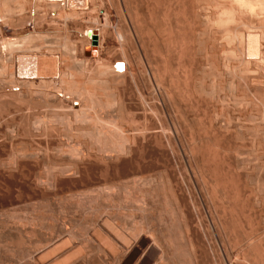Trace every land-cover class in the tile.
<instances>
[{"label": "rangeland", "instance_id": "374dc122", "mask_svg": "<svg viewBox=\"0 0 264 264\" xmlns=\"http://www.w3.org/2000/svg\"><path fill=\"white\" fill-rule=\"evenodd\" d=\"M17 2H19V1H21V0H16ZM23 1V0H22ZM25 1L26 0H24L23 1V3H25ZM28 2H27V4L25 5V4H23V5H25V7L26 8H28V9H24L25 10V13H24V10H23V15L22 16H20V20L22 19V18H24L25 16H27L28 18H24V20H26V21H24V22H27L28 21V23H29V25H27L28 23H23L22 21L23 20H21L20 22H21V24L23 23V24H26L25 26L24 25H21L20 24V22H19V27L18 26H15V29H14V27L12 28L13 30H16V27H17V30L18 31H14L15 33L14 34H16V32H19L20 34H18L17 36H18V39H19V36L21 37V35H22V33L23 34H28V33H33V35H31V38H30V34L28 35L29 37V39H35V37L37 38V40L38 41H40V42H38L36 39V41H33V40H29V39H27L26 37H25V35H22V38H20V39H22L23 40V42L22 43H20L21 42V40L19 41L18 40V43L20 44V45H18V43H17V45H18V47H17V50H19V49H21V48H23L22 50H20V53H22V54H26V55H32V54H34L35 53V55L36 54H41V53H44V54H47L48 55V57L49 58H51L53 55L55 56V53H56V58L53 56L51 59H54L55 58V60H58V61H60V68L62 67V68H64V67H66L67 69H68V67L70 68V69H68L69 70V72H75L76 70H77V72H78V70H79V72H81V73H83V74H80V76H79V72L77 73V72H75L76 74H74V76H75V78H74V83H75V86H74V84H72L71 83V85H72V87H74L75 89L77 88L76 86L78 85L79 86V90H82L83 88H84V92L87 94L88 92V94H90V95H96L97 97H94V100H96L95 98H97L98 100H96L97 102H95L94 101V104H92V106H93V108L95 109V111L97 112V116H99L100 115V119H102L103 118V120L105 119V121H102L101 120V122H103V123H92V122H89V123H91V124H89V123H87V125H85V126H83L84 125V123L82 124V126H83V129H82V126H81V123H79V121L77 122V120H75V118H71V116H70V118L68 117V120L66 119V116H65V119L68 121V123H69V125L72 127L71 129L73 130V132H71V129L69 130V129H67L65 126V124H67L68 125V123H65L66 121H65V119H64V121H63V117L62 116H58V115H56L55 114V112H53L54 111V108H50V107H44L45 105L44 104H41V103H44L43 102V95H40V89L41 88H39V94L38 93H33V96H30V95H32V94H30V95H27V97L25 98V99H20V100H18L19 101V103H20V105L22 106V104H23V106H25L26 105V107L27 108H31V106L34 108V106L33 105H36L37 103L39 104V105H36L35 107L36 108H32L31 109V111L33 112V113H31V111L29 112L28 110H25L26 111V113H25V111L23 112L22 111V109L21 108H19L20 110H17V109H12V107L14 108L15 106L13 105V106H11V110L9 111L8 110V108L10 107H5L4 109L6 110V111H4V110H2L4 113H2L3 115H5V116H7L8 114H9V112H10V114L11 113H14V111H16V112H19L20 114L19 115H12V117H13V119H14V117L16 118V119H14L13 121H11L12 120V117H11V115L10 116H7V117H5V116H3L2 118H6V119H4V120H6L5 122H6V125H9V122H10V126L11 125H14L16 128L15 129H13V128H5V126L4 127H2V129H0V243H2L3 245V247H0V260L2 261H0L2 264H49L50 262H51V258H52V262L54 263V264H67V263H69L70 264V262H66L65 263V261H66V259H65V254L63 255V254H60V253H62L61 251H60V253H58V252H51L52 250H50L51 248H54V246H52L53 245V243L54 242H57V241H59V239L61 238L62 240H64V238L66 237L67 239H70L69 238V236L71 237V241L72 240H74V241H76V242H79V243H84L85 244V246H86V251H88V253H90L91 255H93V254H99L101 257H102V259L104 260V263L105 264H121L122 262L120 261V260H118V259H112V258H110V257H107V258H104V257H106L105 256V253L103 252V251H101V250H97V248L96 247H93L91 244H90V242H92V240H94L95 238H97V237H102V238H104L103 236H105V238L106 239H109L110 237H111V239H113L114 237H113V235L112 234H110V233H108L109 231H106L107 230V228H106V224H104V223H108L107 222V220L108 221H110V223H112L113 224V222H114V227H115V229H116V226H119L118 227V229H120L119 231H118V229H117V231L118 232H121L122 230H124L123 232H121L120 234L121 235H124V236H127V237H131V235H132V233H133V231H135L134 233H133V235H132V237L137 233V232H139V230H141L142 229V227L144 226V227H146L147 226V228H143L142 230H144V229H146V230H144V231H142L141 232V235L143 234L144 235V237L149 233V232H153L154 231V229H156L155 230V232L157 233H159V232H161V233H159V234H161V235H156V233H155V235L157 236V237H160V238H157V237H154L153 235H152V233H149L147 236H148V238H150V237H154L156 240H158V239H160L159 241H162L163 240V238H165L166 239V241L165 240H163V241H165L166 243H168L170 246L171 245H173L172 246V250H171V254L174 256V255H176V257L175 258H173V259H176V260H178V258L177 257H180V256H182L183 254L184 255H186V252L184 251V249L182 250V249H179V251L180 250H182L183 252H185V253H183L182 251L181 252H179L178 251V249L176 248V246L177 245H182V244H184V241H185V233H183L184 232V226H185V222L183 221V220H185V218H183V220L181 219V215H179L178 214V216L177 215H175V214H177V213H174L175 211L173 210L174 208H175V204H173V202H174V200H172V198L171 197H169V196H172L173 197V195L175 194V195H177L178 197H180V200H181V205L184 207V209L186 210V212H187V214H188V219L191 221V222H193V225H195V227H193V230H195L194 232L196 233V235H197V239H198V241L200 242V245H201V253L200 254H205L206 256H207V258L208 259H206L205 257L204 258H200V263L201 264H217V262L220 264V261H225V253H224V247L229 251L230 250V252L234 249L235 250V252H234V254H239L240 252V254H242L243 252L242 251H240V250H244L243 249V245H242V242H241V240L243 239L242 237H245V235L247 234V232H248V230L246 229L247 228V223L246 224H242V223H245V222H247V221H245L244 220V217H243V215L242 214H240V211H239V215H242V217L241 216H238V214L237 213H235L236 211L238 212V209H240L239 208V205L238 204H240L241 202L243 203V201L245 200L244 198H245V196L248 194L249 196H250V198H251V194H253V195H255V194H257L258 195V193L260 194L261 193V191L259 192V189L260 190H263L262 191V194H260V195H262L261 197H259L258 199L256 198V196H253V198H256V199H253V198H251V199H253L252 200V203H254L253 205H255L254 207L255 208H257V209H255V212L257 211V212H261V214H260V212H259V214L262 216L263 215V217H261L260 215H258V213L256 212V214H257V216H259V217H261V218H259L258 217V222H261V223H259L260 225H262V224H264L261 220L262 219H264V202L261 200V199H264V182H263V178H264V172H263V170H264V166H262V165H264V161H262V160H264L263 159V157H264V142H262V138H261V131H260V129H261V126H262V124L264 123V102H261V101H263V95H264V93L262 94L261 92H259V93H253V91L252 90H247V91H250L251 92V94H250V92H248V96H245L246 98L248 97L249 99H241V98H239V97H241L242 96V98L244 97V95H242V93H239V92H236L235 90V93H234V91H232L229 87H228V83H227V81L228 80H226V79H228V77H227V69L223 66V65H226L227 63H225V62H227V58H226V61H225V57H227V52H224L223 53V51H222V49H220L219 47H221V45L219 44L218 45V42L220 43L221 41H217V37H219L220 38V36H217V35H213L212 36V34L210 33L209 34V31H207L206 33L205 32H199V33H197V32H195V33H191V32H189V31H187L186 33H188L187 35H185V37L187 36L188 37V39L190 40H188L189 41V44H190V46H191V52H192V55L190 56L191 58V61H190V63H191V67H189V69L191 70V73L190 74H192V79L189 77V76H187L186 74V76H187V78L188 79H186L185 81H187V82H189V80H192L193 81V85H191V81H190V88L192 89V90H189L190 88H188V90L186 89L187 87H184L185 85H183V87H184V89L181 91L183 94H184V97L187 99V96L191 99V97H192V101L193 100H195V101H193V102H190L191 100H189V98L184 102L183 100H185L184 98H182L181 100V102H180V106L181 105H183V106H181L182 108L181 109H183V110H181V112H179V115H177V113L176 112H178L177 110H175V106L172 104L171 105V103H173V102H169L170 104L169 105H167V103L168 102H166V104L162 101V97H161V92H160V89L158 88V80H157V76H155V69H156V67H158V68H160L161 70L163 69L164 70V67H166V65H167V67H169L168 69H169V71H171L173 68V66L175 65L174 63H173V61L172 60H170V58H169V60H168V63H169V65H168V63L167 62H165L164 63V65H163V62H158V65H156V64H154L153 62L151 63L150 62V59H151V56H152V58L154 57L153 56V54H152V52H151V50H152V48H153V46L152 45H150V50H149V52H148V56H146L145 54H144V52L143 51H140V50H135L134 48H133V46H131V47H126L127 48V51L126 52H123L122 51V49H120L119 48V46H118V44L120 43L121 44V38H120V29L124 32L125 30H130L131 29V31H129L130 33H132L133 34V36H132V34H131V36L134 38V40H135V38L137 37L138 38V36H136L135 35V33H134V30H136L137 32H139V33H141L142 32V34H144V33H146V31L145 30H148V33H149V35L152 37V44H155V42H154V35H155V32L157 31V30H155V29H157L158 28V26L160 25V22H161V20H160V15H159V7H158V4H159V2L157 1V0H101L102 2H100V0H95V4L94 3H92V6H91V10H89L88 12L87 11H81V12H79V14L77 13V15H75V17L73 16V17H71V18H68V19H66V18H60V17H58V15H59V13H61V8H60V6H57V7H55L54 5H53V3L54 2H50V0H46L47 1V4H46V7H40L39 6V9H41V8H44L43 9V13H41V12H38L39 14L38 15H41V17H43V15H44V17L41 19V17L40 16H38V18L39 19H37L36 18V21L34 22V23H36V24H34L35 25V27L37 28L35 31H33V30H31V28L29 27L31 24V22H29V21H31L30 19H29V13H26V11L28 10L29 12H30V7L32 6V5H29V4H31L30 2H31V0H27ZM99 3H98V2ZM152 1V2H151ZM12 1L10 0V5L13 7L14 5H13V3L15 2L14 0H13V3H11ZM17 2L15 3L16 5H17ZM130 2H131V4H130ZM135 2V3H134ZM158 2V3H157ZM98 5H97V4ZM126 3V4H125ZM150 3V4H149ZM210 2H208V4H207V6L209 5V7L211 6V8H213V4H209ZM41 3H37V5H40ZM135 4V5H134ZM28 5V6H27ZM101 5V6H100ZM110 5V6H109ZM147 5V6H146ZM42 6H43V4H42ZM99 6V7H98ZM105 6V7H104ZM127 6V7H126ZM132 6V7H131ZM157 6V7H156ZM101 7H103L102 9L103 10H101V12H98L99 11V9H101ZM141 7V8H140ZM99 8V9H98ZM105 8V9H104ZM143 8V9H142ZM147 8H148V10H147ZM208 8V7H207ZM211 8H209L208 9V12H211V10H213V9H211ZM38 9V8H37ZM108 9V10H107ZM114 9V10H113ZM126 9V10H125ZM139 9V10H138ZM141 9V10H140ZM145 9V10H144ZM211 9V10H210ZM42 10V9H41ZM137 10V11H136ZM40 11V10H39ZM103 11H106V13H107V16L106 17H104V14H102L103 13ZM136 12V13H134V12ZM149 11V12H148ZM86 12H87V14H86ZM149 14H148V13ZM152 12V13H151ZM81 13V14H80ZM85 13V14H84ZM90 13H91V15H90ZM128 13V14H127ZM139 13V14H138ZM151 13V14H150ZM27 14V15H26ZM135 14H137V15H135ZM25 15V16H24ZM102 15V16H101ZM131 16V17H129V16ZM155 15V16H154ZM54 16V17H53ZM91 16V17H90ZM158 16V17H157ZM97 17H98V19H97ZM137 17H140V18H137ZM54 18V19H53ZM58 18V20H56V19ZM105 18V19H104ZM128 18V19H127ZM134 21V23H136L135 25H134V28H132V26H131V19ZM149 18V19H148ZM153 18V19H152ZM28 19V20H27ZM44 21V24H43V22L41 21ZM45 19V20H44ZM48 19V20H47ZM49 19H53V20H50L49 21ZM81 19V20H80ZM92 19V20H91ZM95 19H97V20H95ZM107 19V20H106ZM129 19H130V22H129ZM144 19V20H143ZM147 19V20H146ZM152 19V20H151ZM185 19H187L186 17H185ZM59 20H60V23H58L59 22ZM68 20V21H67ZM76 20V21H75ZM102 20V21H101ZM37 21H38V23L39 22H41V23H37ZM49 21L50 23H47V22ZM53 21V22H52ZM55 21H58L57 23L55 22ZM71 21V22H70ZM140 21V22H139ZM145 23H144V22ZM150 21H152V22H150ZM65 24H64V23ZM68 22V23H67ZM102 22V23H101ZM113 22V23H112ZM147 22H149V24L147 23ZM71 23V24H70ZM101 23V24H100ZM115 23V24H114ZM127 23V24H126ZM155 24V25H153V24ZM40 24H42V25H40ZM100 24V25H99ZM23 26V27H21V26ZM38 25H39V27H38ZM125 25L127 26L126 28H125ZM150 25H152V27L150 26ZM157 25V26H156ZM185 25H187V23L185 24ZM41 26V27H40ZM67 28H66V27ZM98 27V28H100V29H102V32H103V48L101 49L102 50V59H100L99 61H97V62H94V61H90V62H86L83 66H84V69H83V66L82 67H79V66H81L80 64H76L75 65V63H78V62H80V59L82 58V48L85 46V44H87V42H85L84 40H83V38L82 39H80L79 37H78V34L79 33H81V32H83L86 28H89V27ZM112 26V27H111ZM128 26H130L129 28H128ZM156 26V27H155ZM26 27V28H25ZM63 27H65V29H63ZM102 27V28H101ZM107 27V28H106ZM138 27V28H137ZM11 28V27H10ZM19 28V29H18ZM22 28V29H21ZM24 28V29H23ZM59 28V29H58ZM153 28H155V29H153ZM132 29H134V30H132ZM139 29V30H138ZM153 29V30H152ZM143 30V31H142ZM151 30H152V32H151ZM155 30V31H154ZM47 33H46V32ZM66 31V32H65ZM118 31H120V32H118ZM49 32V33H48ZM61 32V33H60ZM123 32H121V35L123 34ZM41 33V37H40V35L39 34ZM42 33L44 34L45 33V35H42ZM124 33H126V32H124ZM139 33H137V35L139 34ZM185 33V34H186ZM190 33V34H189ZM202 33V34H201ZM205 33V34H204ZM36 34V35H35ZM38 34V35H37ZM49 36H48V35ZM76 34V35H75ZM119 34V35H118ZM197 34H199V35H196ZM210 35V37H209V35ZM204 35H206L205 37H204ZM24 36V37H23ZM27 36V35H26ZM43 36H45V37H43ZM118 36H119V38H118ZM144 36H145V34H144ZM190 36V37H189ZM204 38H203V37ZM208 36V38H206ZM33 37V38H32ZM39 37L40 38H42L43 37V40L42 39H39ZM198 37V38H197ZM213 37V38H212ZM27 39V40H25L24 41V39ZM137 38H136V40H137ZM199 39V40H197V39ZM200 38L202 39V40H200ZM44 39H45V41H44ZM210 39H214V40H210ZM42 40V41H41ZM76 40V41H75ZM81 40H83V41H81ZM197 40V41H196ZM219 40V39H218ZM120 41V42H119ZM204 42V45L202 44V42ZM25 42V44H23ZM32 42H34V43H32ZM37 42V43H36ZM118 42V43H117ZM197 42L199 43V42H201L200 43V45L198 44L197 45ZM207 42H208V44H207ZM212 42V43H211ZM32 43V44H31ZM137 43H138V40H137ZM214 43H217V44H214ZM75 44V45H74ZM119 44V45H120ZM148 44V43H147ZM188 44V45H189ZM202 44V45H201ZM213 44V45H212ZM223 44H224V42H223ZM68 45V46H67ZM70 45H71V47H70ZM72 45H74L75 47H72ZM77 45V46H76ZM109 45V46H108ZM139 45V44H138ZM187 45V46H188ZM20 46H21V48H20ZM44 46V47H43ZM151 46H152V48H151ZM190 46H189V48H190ZM198 47V50H197V47ZM210 46V47H209ZM217 46H218V49H217ZM46 50H45V49ZM67 48H69L70 49V53H69V51H67L68 53H67V56H69L68 58H70V62L68 61L69 59L67 58V56L66 55H63V54H66V53H64V49H67ZM73 48H76L75 49V51H74V49ZM130 48V49H129ZM188 48V49H189ZM200 48V49H199ZM203 48V49H202ZM205 48H207V49H205ZM13 49H15V47L13 48ZM28 49H30V50H28ZM44 49V50H43ZM49 50V52H48V50ZM50 49L51 50H53V52H51L50 51ZM69 49H67V50H69ZM104 49V50H103ZM211 49V50H210ZM215 49H217V51L215 52ZM16 50V51H17ZM63 50V51H62ZM118 50H121V51H118ZM129 50H131V51H129ZM135 50V51H134ZM197 50V51H196ZM219 50V51H218ZM22 51V52H21ZM42 51V52H41ZM45 51V52H44ZM57 51V52H56ZM61 51V52H60ZM109 51V52H108ZM141 53H139V52ZM201 51V52H200ZM204 51H205V53H207V54H205L204 53ZM210 51V52H209ZM221 51H222V53H221ZM66 52V51H65ZM121 52V53H120ZM132 53V55L130 54V53ZM134 52H135V54H136V56L134 55ZM190 52V53H191ZM196 52H198V54L196 53ZM214 52V53H213ZM17 53H19V51H17ZM58 53V54H57ZM60 53V54H59ZM112 55H111V54ZM199 53H200V55H199ZM203 55H202V54ZM209 53V54H208ZM108 54V55H107ZM140 54V55H139ZM213 54V55H212ZM60 55H62V56H60ZM123 55V56H122ZM141 55H142V57H141ZM144 55V56H143ZM205 55V56H204ZM209 55V56H208ZM226 55V56H225ZM51 56V57H50ZM64 56H66V58H67V61H66V58L64 57ZM74 56L76 57L75 58V61H74ZM80 56V57H79ZM104 56V57H103ZM125 56V57H124ZM138 56H139V58H138ZM150 56V57H149ZM209 58H208V57ZM215 56V57H214ZM223 56V57H222ZM225 56V57H224ZM77 57H79V59L77 58ZM110 57V58H109ZM132 57H133V59H132ZM141 57V58H140ZM145 57V58H144ZM188 57V56H187ZM58 58V59H57ZM65 59L64 61H66V62H63V60L62 59ZM108 58V59H107ZM125 58V59H124ZM142 58H143V60H142ZM156 58H158L157 56H156ZM189 58V57H188ZM188 58H186L187 60H190V59H188ZM200 58V59H199ZM203 58V59H202ZM206 58V59H205ZM215 58V59H214ZM218 58V59H217ZM71 59H73L72 61H71ZM123 59V60H122ZM148 59V60H147ZM185 59V58H184ZM186 59L184 60V62H186L187 63V61H186ZM31 60V59H30ZM62 60V61H61ZM103 60H105V61H103ZM124 60H126V61H124ZM208 60H209V62H208ZM223 60H224V62H223ZM78 61V62H77ZM103 61V62H102ZM136 62V64H135V62ZM141 63H140V62ZM193 61V62H192ZM213 61V62H212ZM216 61V62H215ZM217 61H219V62H217ZM64 64H63V63ZM68 62V63H67ZM74 62V63H73ZM108 62V63H107ZM111 62H114V63H111ZM118 62V63H117ZM144 62V63H143ZM172 62V63H171ZM212 62V63H211ZM68 65H67V64ZM70 63H72V64H74V65H72V64H70ZM100 64V63H103L105 66H106V64L109 66V64H111V70H113V68H115L116 67V65L117 64H121V65H126L127 67H123L124 69H122V68H119V72H120V70H121V72L120 73H123L124 71L126 72H124L123 74H120V75H122V76H120V77H117V75L119 76V74L117 73H114L112 76H114V77H111V75L109 76H107V75H105V74H101V75H99L100 73H102L103 72V70H105V69H101V68H103V66L104 65H102V64H100V66H97V64ZM131 65H130V64ZM146 63V64H145ZM189 63V62H188ZM187 63V65L188 66H190V64H188ZM208 65H207V64ZM215 63V64H214ZM217 63V64H216ZM224 63V64H223ZM63 64V65H62ZM71 66H70V65ZM209 64H210V66H209ZM221 64V65H220ZM36 66V62L32 59L31 61H30V63H28V66L30 67V69L28 70V71H30L31 70V67L32 66ZM52 64H51V62H49V66L48 67H45V70L46 69H52V66H51ZM65 65H67V66H65ZM79 65V66H78ZM101 65H102V67H101ZM135 67H134V66ZM145 65V66H144ZM213 65V66H212ZM218 65V66H217ZM73 66H76V68L74 67V69H76L75 71L73 70L72 71V68H73ZM78 66V67H77ZM107 66V67H108ZM134 68H133V67ZM149 68H148V67ZM211 69H214V70H210V68ZM222 66V67H221ZM100 67V69L101 70H99V69H97V68H99ZM148 69H147V68ZM154 67H155V69H154ZM171 67V68H170ZM206 68L207 69V72H206V69H204L203 71H205L204 73H203V75H202V70H201V68ZM212 67H214V68H212ZM219 67H220V69H219ZM61 68V70L62 71H65V72H67V69L66 68H64V69H62ZM78 68V69H77ZM106 68V67H105ZM108 68H110V67H108ZM128 68H129V71H128ZM222 68V69H221ZM223 68H225V69H223ZM138 69V70H137ZM81 70V71H80ZM82 70L84 71V72H82ZM87 70H88V72H87ZM100 72H99V71ZM127 70V71H126ZM142 70V71H141ZM149 72H148V71ZM152 70V71H151ZM162 70V73L161 74H163V71ZM86 71V72H85ZM123 71V72H122ZM140 73H139V72ZM209 71V72H208ZM214 71H217L218 73H214ZM142 72V73H141ZM150 72H152V73H150ZM198 72H201V73H199L198 74ZM211 72L213 73L212 75H210L211 74ZM219 72H221V74H219ZM68 73V72H67ZM152 74V75H150V74ZM116 74V75H115ZM125 74H127V75H125ZM149 74V75H148ZM201 74V75H200ZM206 74V75H205ZM218 74V75H217ZM78 75V76H77ZM90 75V76H89ZM165 75V74H164ZM200 75V76H199ZM220 75V79H221V81H218V80H220L219 78H218V76ZM89 76V77H88ZM99 76H103V78H101V77H99ZM104 76H107L106 78L104 77ZM162 76V75H161ZM191 76V75H190ZM207 76V77H206ZM211 76V77H210ZM213 76V77H212ZM223 76V77H222ZM224 76H225V78H224ZM76 77H77V79H76ZM80 79H82V80H80ZM94 77V78H93ZM96 77V78H95ZM113 78V81L112 80H109V79H111V78ZM123 77V78H122ZM125 77V78H124ZM206 77V79H204ZM217 77V78H216ZM2 78V77H1ZM0 78V79H1ZM91 78V79H90ZM120 78V79H119ZM122 78V79H121ZM149 78V79H148ZM150 78H151V80H150ZM155 78H156V80H155ZM166 78H168V77H166ZM186 78V77H185ZM184 78V79H185ZM202 78V79H201ZM211 78V79H210ZM216 78V79H215ZM223 78V79H222ZM45 80H44V82L47 80V79H49L48 81H46L47 83V85L46 86H48L49 87V84H51V86H50V88H51V91L49 90V92H45V93H50V96L52 97L53 95H54V93H55V88H56V86H55V84H52L51 82L49 83V81L50 80H52V78H49V77H45L44 78ZM79 79V80H78ZM96 81H98L99 82V80L101 81L100 83H96L94 80ZM102 79H104V80H102ZM125 79V80H124ZM200 79V80H199ZM119 80L121 81V82H119ZM124 80V81H123ZM154 80V81H153ZM203 82H202V81ZM212 80V81H211ZM215 80V81H214ZM223 80H225L224 82H223ZM41 82H43V80H40ZM77 81V82H76ZM94 83H93V82ZM106 81V82H105ZM118 81V82H117ZM90 82H92V84L90 83ZM104 82V83H103ZM116 82V83H115ZM122 82H125V83H122ZM155 84H154V83ZM167 82H169V78H168V81ZM216 82V83H215ZM1 83V82H0ZM76 83H77V85H76ZM112 84V86H111V84ZM115 83V84H114ZM117 83H118V85H117ZM152 83V84H151ZM202 83L204 86H201L200 84ZM205 83V84H204ZM211 83V84H210ZM219 84V85H217L216 86V84ZM222 83V84H221ZM225 83H226V85H225ZM82 84V85H81ZM86 84V85H85ZM90 84V85H89ZM108 84V86H106ZM123 84L126 86H123ZM212 84H215L214 86L212 85ZM64 85V84H63ZM71 85H69L70 87H71ZM89 85V86H88ZM97 85V86H96ZM100 85V86H99ZM116 86V88H115V86ZM135 85V86H134ZM208 85V86H207ZM212 85V86H211ZM223 85V86H222ZM245 85V84H244ZM244 85L242 86V88L244 87ZM54 86H55V88H54ZM61 86V85H60ZM67 85L65 84L64 85V89L66 90V88L68 87H66ZM85 86H86V88H85ZM102 86V87H101ZM118 86V87H117ZM154 86V87H153ZM157 86V87H156ZM187 86H189L188 85V83H187ZM199 86V87H198ZM224 86H226V87H224ZM4 87H6V88H8V85H6V86H4V84H0V88H4ZM66 87V88H65ZM92 87V88H91ZM95 87V88H94ZM103 87H105V88H103ZM108 87V88H107ZM182 87V88H183ZM200 89H198V88ZM212 87V88H211ZM89 88V89H88ZM98 89V91H97V89ZM100 88V89H99ZM112 89V91L110 90V89ZM154 88V89H153ZM156 88V89H155ZM158 88V89H157ZM203 90H202V89ZM215 88V89H214ZM220 88H222V89H220ZM246 88V87H245ZM88 89V90H87ZM93 89H96V90H93ZM109 89V90H108ZM123 89V90H122ZM154 91H153V90ZM194 89V90H193ZM210 89H213V91H211ZM219 89H220V91H221V93L219 92ZM224 89V90H223ZM62 90H63V86H62ZM65 90H63V91H65ZM92 90V91H91ZM102 92H101V91ZM157 90V91H156ZM187 91L188 93L189 92H191L190 94H192V96L190 95V94H188L187 92H185V93H187V94H185L184 93V91ZM199 90V91H198ZM218 92H217V91ZM223 90V91H222ZM228 90V91H227ZM54 91V93H52L51 94V92H53ZM81 92V93H84V92ZM86 91H88V92H86ZM96 91V92H95ZM117 91H119L118 92V94H117ZM158 91L160 92V93H158ZM204 91V92H203ZM214 91H216L214 94L212 93V92H214ZM231 91V92H230ZM93 92V93H92ZM104 92H107L106 94H104ZM108 92H110V93H108ZM112 92V93H111ZM116 94V95H118V96H120L121 95V97H122V99L124 100V106H126V109H125V111H123L122 113H123V116H124V119H125V121L123 120V122L125 123H127L128 122V124L131 126L130 128L132 129L133 127L135 128L134 129V132H133V129H132V132H131V134H132V136L135 134H137V135H139V134H141V136L140 137H138L137 135V137L135 136H133L134 137V140H132L131 139V141L133 142V141H135L136 142V144L134 143H132V142H130V144L132 143V154L131 153H128V159H127V156H125L126 157V159H125V157H121L120 156V161H121V163L120 164H117V162L119 161H117L116 160V158H114V160H112V161H115V162H111V164H108V163H110L109 161H111V160H109L108 161V165L106 164V163H101L100 164V160L97 158H95V157H91V158H89V157H86L85 155H87V152L85 151V150H83L82 149V146H84V144L86 143V145H89V143H92V144H96V143H93V142H96V141H94L95 139H97L98 137H96L95 138V135L94 134H91V133H95L97 130H96V128L97 129H99V130H101V128L102 127H105L104 129L106 130V126H108V128L111 126L112 128L114 127V129L117 127L116 125H114V124H111V123H108V118H111V117H114V116H116V112H115V108H105L106 107V104L105 103H107V102H109L110 100V102H112V97H113V101H114V99L117 97L114 93ZM123 92H124V94H123ZM138 92V93H137ZM197 92V93H196ZM200 92H202V95H201V93ZM206 92V93H205ZM207 92H209V93H207ZM222 92H223V94H222ZM30 93V92H29ZM62 93H64V92H62ZM84 93V94H85ZM95 93V94H94ZM200 93V94H199ZM217 93H219L220 95H218ZM246 93V92H245ZM252 93H253V95H252ZM35 94V95H34ZM37 94V95H36ZM87 94V95H88ZM105 96H104V95ZM108 94H110V95H108ZM114 94V95H113ZM144 94V95H143ZM156 94V95H155ZM195 94V95H194ZM207 94V95H206ZM209 94H213V96H211V95H209ZM225 94V95H224ZM233 94V95H232ZM235 94V95H234ZM250 94V95H249ZM257 94H259V95H257ZM262 94V95H261ZM78 95V94H77ZM111 95H113L112 97H111ZM140 95V96H139ZM142 95H143V97H142ZM187 95V96H186ZM193 95H194V97H196V99H193ZM204 95V96H203ZM205 95H206V97H205ZM210 96L211 98V100L209 99V97H207V96ZM222 95H224V98H223V96ZM238 95V96H237ZM240 95V96H239ZM34 96H36V97H34ZM39 96V97H38ZM109 96V97H108ZM115 96V97H114ZM139 96V97H138ZM157 96H159V98H160V100H159V98L157 97ZM180 96H182L181 95V93H180ZM220 98H219V97ZM233 96H235V97H233ZM251 96L253 97V98H251ZM261 96H262V98H261ZM28 97H30L29 99H28ZM33 97V98H32ZM103 97V98H102ZM106 97V98H105ZM183 97V96H182ZM202 97V98H201ZM213 97H215V99H213ZM258 97V98H257ZM24 98V97H23ZM36 98V99H35ZM141 98V99H140ZM144 98V99H143ZM146 98V99H145ZM181 98V97H180ZM228 98V99H227ZM232 98L235 100L236 98H239V99H236L235 101H233L232 100ZM257 98V99H256ZM34 101H32V100ZM76 99H78V98H76ZM143 99V100H142ZM201 99V100H200ZM205 99V100H204ZM213 99V100H212ZM221 99V100H220ZM227 103V105H226V103L223 101V100ZM255 99V100H254ZM24 100V101H23ZM29 100V101H28ZM101 100V101H100ZM104 100V101H103ZM109 100V101H108ZM141 100L142 101H144L145 103H140L141 102ZM210 100V101H209ZM217 100V101H216ZM240 100V101H239ZM252 100H253V102H252ZM261 100V101H260ZM82 101L84 102L85 100L84 99H82ZM98 101H100V102H98ZM167 101H169V100H167ZM213 101H215L214 103H213ZM219 101V102H218ZM238 101V102H237ZM241 101H242V104H244L245 103V105H242L241 104ZM244 101V102H243ZM257 101V102H256ZM33 102V103H32ZM36 102V103H35ZM156 102V103H155ZM161 102V103H160ZM184 104H183V103ZM190 102V103H189ZM194 102H196L197 104H195ZM208 102V103H207ZM235 104H234V103ZM240 102V103H239ZM248 102H252V104L251 103H247ZM254 102H256L257 104L259 103V102H261L262 104H254ZM22 103V104H21ZM30 103H32L30 106H29V104ZM127 105H126V104ZM182 103V104H181ZM192 103H194V104H192ZM231 103V104H230ZM237 103H239V104H237ZM105 104V105H104ZM143 104H145L144 106H145V108L147 107V105L149 104H151V105H153V104H155L154 106L158 109V110H160V117H162V118H164L165 119V123H166V131H165V133L163 134L164 136H162V134L161 133H159V130H156V129H154L153 127L152 128H150L149 129V131L147 132V135L145 136H143V132H142V130L140 129V128H142L143 127V125L141 126V127H138V125H136L135 126V123H137V121L136 120H138V124H140L139 123V121L141 122V124L142 123H144L143 122V118H144V111H143V108L144 107H141V106H143ZM214 104V105H213ZM229 104V105H228ZM241 104V105H240ZM246 104H247V106H248V108H247V106H246ZM252 106H251V105ZM42 105V106H41ZM84 105L85 106H89L88 105V103H86V102H84ZM163 105V106H162ZM167 105V106H166ZM172 107H171V106ZM184 105H185V107H184ZM224 105V106H223ZM235 105V106H234ZM236 105H237V107H236ZM263 105V106H262ZM38 106V107H37ZM39 106H41L40 107V109H38L39 108ZM168 106H170V107H168ZM209 106V107H208ZM211 106V107H210ZM230 106V107H229ZM239 106H241V107H243V106H245L246 108H241V107H239ZM256 106H258L257 108H256V110H255V107ZM260 106V107H259ZM25 107V109H27ZM103 107H104V109H103ZM140 107V108H139ZM174 107V108H173ZM213 107V108H212ZM219 107V108H218ZM225 107H227V108H225ZM236 107V108H235ZM254 107V108H253ZM43 108H45L48 112H49V115H48V113L47 114H45V109H43ZM48 108V109H47ZM125 108V107H124ZM217 108V109H216ZM222 108V109H221ZM241 108V109H240ZM251 108L253 109V110H251ZM35 109H38V110H35ZM112 109V110H111ZM168 109V110H167ZM174 110V112H173V110ZM192 109V110H191ZM224 109H225V111H224ZM228 109V110H227ZM230 109V110H229ZM231 109H233L234 111L236 110V112H234L233 110L231 111ZM244 109H246V110H244ZM39 110H41V111H39ZM108 110V111H107ZM163 110V113L161 112ZM179 110V111H180ZM239 110V111H238ZM261 112H260V111ZM37 113H36V112ZM39 111V112H38ZM52 111V112H51ZM104 111H106V112H104ZM130 111V112H129ZM138 111V112H137ZM176 111V112H175ZM196 111V112H195ZM198 111V112H197ZM227 111V112H226ZM238 111V112H237ZM241 111V112H240ZM243 111V112H242ZM251 111V112H250ZM257 111V112H256ZM262 111H263V113H262ZM5 112H7V113H5ZM41 112V113H40ZM99 112V113H98ZM140 112V113H139ZM166 112V113H165ZM174 114H173V113ZM184 112H186V114L184 113ZM192 112V113H191ZM223 112V113H222ZM231 112V113H230ZM254 112V113H253ZM256 112V113H255ZM260 112V113H259ZM24 113L26 114V117H29V118H31V114H33L34 115V113H36L34 116H36V115H39L40 117H46V116H49L50 118H51V116H52V118L54 117V118H58L59 119V117L61 118L60 120H58L57 118H56V120H54L55 121V123H51L52 121H51V119L49 118V117H47L46 119H48L47 121H46V119H45V123H47V126H45L44 124H42V126H40L38 129H40V130H36L37 129V127L38 126H36V131H34V125L32 126V127H30L28 124H24L25 126L23 127V123H24V120H23V116H24ZM27 113H29V115L27 114ZM31 113V114H30ZM50 113H52V114H50ZM116 113V114H115ZM164 113H165V115H164ZM168 113V114H167ZM176 113V114H175ZM183 113V114H182ZM220 113V114H219ZM227 113H228V115H227ZM235 113V114H234ZM237 113V114H236ZM239 113L241 114L240 116H239ZM249 113H250V115H249ZM252 113V114H251ZM2 114H0V120H1V116H2ZM16 114V113H15ZM54 114V115H53ZM129 114V115H128ZM133 114V115H132ZM138 115V116H136V115ZM163 114V115H162ZM257 114V115H256ZM262 114V115H261ZM205 115V116H204ZM218 115V116H217ZM224 115V116H223ZM232 115V116H231ZM19 116H21L20 118H19ZM56 116V117H55ZM129 116H130V119H129ZM140 116V117H139ZM166 116V117H165ZM174 116V117H173ZM175 116H176V118H175ZM217 116V118H215ZM245 116V117H244ZM250 116L252 117L251 119H253V120H251L250 119ZM10 117H11V120H10ZM17 117H18V119H17ZM102 117V118H101ZM136 117V118H135ZM196 117V118H195ZM219 117H221V118H219ZM224 117V118H223ZM228 119H227V118ZM231 117V118H230ZM248 117V118H247ZM255 117V118H254ZM9 118V119H8ZM22 118V119H21ZM43 118V119H44ZM123 117H120V120L122 119ZM131 118H133V121H134V119H135V121L133 122L132 121V119ZM139 118V119H138ZM219 118V119H218ZM223 118V119H222ZM226 118V119H225ZM240 118V119H239ZM257 118H260V119H257ZM263 118V119H262ZM21 119V122H19V120ZM127 119H129V120H127ZM177 119V120H176ZM183 119V120H182ZM185 119V120H184ZM189 119V120H188ZM213 119H214V121H213ZM240 121H239V120ZM245 121L246 119V121L245 122H243V120ZM257 119V120H256ZM3 120V121H4ZM50 120V121H49ZM57 120L58 121H62V122H64L63 124L65 125H63L62 124V122L61 123H59L58 124V122H57ZM70 120V121H69ZM73 120V121H72ZM158 120V117H156V116H154V118H153V121L154 122H156ZM191 120V121H190ZM227 120H229V121H227ZM234 120H235V122H234ZM239 122H238V121ZM249 120V121H248ZM255 120H256V123H255ZM263 120V121H262ZM2 121V120H1ZM18 121V122H17ZM76 121V122H75ZM107 121V122H106ZM188 121V122H187ZM219 121V122H218ZM230 121H231V124H235L234 126L233 125H231L230 126ZM248 121V122H247ZM254 123H253V122ZM259 121V122H258ZM7 122H8V124H7ZM56 122H57V125H56ZM76 123V124H78L79 123V125H75V124H72V123ZM105 122V123H104ZM131 122H132V125H131ZM228 124H227V123ZM233 122V123H232ZM237 122V123H236ZM241 122V123H240ZM250 122H252L253 124H255V125H253L252 123V125L250 124ZM14 123V124H13ZM51 123V124H50ZM85 123V124H86ZM222 123V124H221ZM261 123V124H260ZM17 124V125H16ZM48 124H49V126L51 125V127H55V125H56V127L53 129L54 130V133H53V131H50V127L48 126ZM54 124V125H53ZM94 124V125H93ZM102 124H103V126H102ZM105 124V125H104ZM134 124V125H133ZM227 124V125H226ZM244 124H247V125H244ZM258 124H259V126H258ZM43 125H44V127H43ZM67 126V127H70V126ZM72 125H74V126H72ZM97 125V127H92V126H96ZM180 125V126H179ZM187 125V126H186ZM212 125V126H211ZM229 126L230 128L232 127L233 129H235V131L231 128V130L229 131V128L227 129V128H225L226 126ZM238 125H242V128H243V126L244 127H246L245 129L243 128H241V127H238ZM261 125V126H260ZM17 126H20V127H17ZM22 126V127H21ZM90 126V127H89ZM102 126V127H101ZM194 126V127H193ZM214 126V127H213ZM48 127H49V129H48ZM66 128V129H64V128ZM74 127H75V130H74ZM78 127V128H77ZM80 127H81V129H80ZM85 127H89V128H95V130L94 129H91V131H90V129L89 128H85ZM107 128V130L105 131L103 128H102V130H103V132H102V130L100 131V134H101V132H102V134H104V138H105V135L107 134L106 132L108 131L109 132V130L111 129V130H114V129H112V128ZM169 127V128H168ZM180 127V128H179ZM235 127V128H234ZM254 127V128H253ZM257 127V128H256ZM18 128V129H17ZM44 128V129H43ZM118 129H120L119 127H117ZM137 128L138 129H140V130H138L140 133H138V131H137ZM224 128H225V130H224ZM237 128V129H236ZM247 128H248V132L249 133H247ZM250 128V129H249ZM260 128V129H259ZM3 129L5 130V131H3ZM8 129V130H7ZM46 129H48V130H46ZM52 129V128H51ZM64 129V130H63ZM80 129V130H79ZM89 129V130H88ZM117 129V130H118ZM238 129H241V131L240 130H238ZM253 129V130H252ZM254 129H256V130H254ZM10 130H12V131H10ZM16 130V131H15ZM43 130V131H42ZM47 132H45V131ZM65 130H68L67 132H65ZM78 130V131H77ZM82 130V131H81ZM117 130L115 129L114 131H110V132H112V134L113 133H116L117 132ZM251 132H250V131ZM64 131V132H63ZM74 131H76L77 133H75ZM80 131V132H79ZM84 131H85V133H87L88 132V134H89V132H91L90 134L91 135H93V137L95 138H92L91 137V135H90V137H91V139L93 140L92 142H91V140L89 141V139H88V134H87V136L85 137V135H84ZM92 131H94V132H92ZM152 133H151V132ZM156 131V132H155ZM228 131V132H227ZM233 131V132H232ZM238 131V132H237ZM243 131V132H242ZM260 131V132H259ZM4 132V133H3ZM8 132V133H7ZM36 132V133H35ZM56 132V133H55ZM60 134H59V133ZM62 132V133H61ZM106 134H105V133ZM109 132V133H110ZM142 132V133H141ZM168 132H171L170 134H171V136H170V134L168 133ZM227 132V133H226ZM253 132H254V134H253ZM39 135H38V134ZM53 133V134H52ZM69 135H72L73 134V138H75V136H76V134L77 135H81L82 137L84 136L85 137V139L83 138V139H78V138H81V136H76V140H78V141H75V140H73V138L72 137H68V136H66L67 134ZM72 133V134H71ZM80 133V134H79ZM81 133H83V134H81ZM98 132H96V134H97ZM109 133H108V135H109ZM118 133V136L116 135ZM116 134H113V136L112 135H110V136H112L111 138H110V136H109V138H110V140L109 141H106L108 144H112V143H116V144H118V143H120L122 140V137H121V135L124 137V136H127L128 135V133H123V131L120 129V131L118 130V132H117ZM175 133V134H174ZM191 133V134H190ZM230 133V134H229ZM234 133V134H233ZM252 133V134H251ZM258 133V134H257ZM260 133V134H259ZM35 134V135H34ZM55 134V135H54ZM99 134V133H98ZM99 134V135H100ZM111 134V133H110ZM119 134H120V136H119ZM127 134V135H126ZM168 134V135H167ZM241 134V135H240ZM251 134V136H249ZM255 134H256V136H255ZM10 135V136H9ZM11 135H14V136H11ZM19 135V136H18ZM59 135H60V137H59ZM75 135V136H74ZM108 135H106V136H108ZM114 135L116 136V137H114ZM149 135V136H148ZM212 135V136H211ZM222 135V136H221ZM260 135V136H259ZM9 136V137H8ZM97 136V135H96ZM101 136V135H100ZM100 136H99V138H100ZM253 136V137H252ZM255 136V137H254ZM16 137V138H15ZM54 137V138H53ZM59 137V138H58ZM89 137V138H90ZM114 137V139H112ZM119 139H118V138ZM167 137V138H166ZM178 137V138H177ZM236 137V138H235ZM250 137V138H249ZM38 138V139H37ZM62 138V139H61ZM69 138L71 139V140H73V141H70L69 140ZM86 138H87V140L89 141H87L86 140ZM98 138V139H99ZM136 138V139H135ZM175 138V139H174ZM235 138V139H234ZM255 138L256 139H258V140H255ZM102 139H103V137H102ZM100 140L99 139V141H98V143L100 142H102L100 145H103V143L105 142V140ZM108 139V138H107ZM183 139V140H182ZM252 139V140H251ZM46 140V141H45ZM59 140V141H58ZM85 141V143H84V141ZM203 140V141H202ZM247 141V142H245V141ZM260 140H261V142H260ZM67 141V142H66ZM196 141V142H195ZM200 141V142H199ZM237 141V142H236ZM249 141V142H248ZM251 141V142H250ZM58 142V143H57ZM64 142H66V143H69V144H66V143H64ZM80 142H81V145H78V144H80ZM83 142V143H82ZM169 142V143H168ZM186 142V143H185ZM245 142V143H244ZM50 143V144H49ZM61 143V145H59ZM64 143V145H62ZM88 143V144H87ZM106 143V144H107ZM163 145V150H160V146L159 145H161V144ZM176 143V144H175ZM240 143V144H239ZM179 144V145H178ZM219 144H221L220 146H219ZM242 144V145H241ZM253 144V145H252ZM262 144H263V147H262ZM60 147H59V146ZM67 145H69V147H73L74 148V146L76 145H78V147H80V149L82 150L81 152H80V149L79 148H77L76 146H75V150H77L78 151V149H79V152H78V154H79V156L80 157H82V155L83 156H85L84 157V161H82L83 163H85V164H82L81 162H80V172L78 173V174H72V171L70 170V168H69V170H70V172H67V173H65L67 176H61L60 174H59V169H63V166L64 165H62V166H56V165H54L55 164V162H56V164H57V162L59 163V162H61V157L60 156H58V155H60L59 153H61L65 148H66V146ZM71 145V146H70ZM74 145V146H73ZM85 145V146H86ZM91 145V144H90ZM105 145V144H104ZM112 145H114V144H112ZM136 147H135V146ZM168 145V146H167ZM191 145V146H190ZM197 145V146H196ZM11 146V147H10ZM15 146V147H14ZM19 148H18V147ZM23 146V147H22ZM39 146V147H38ZM92 146V145H91ZM110 146V145H109ZM180 146V147H179ZM188 146V147H187ZM219 146V147H218ZM245 146H246V148H245ZM254 146H255V148H254ZM32 147V148H31ZM46 147V148H45ZM63 147V148H62ZM68 147V146H67ZM66 148V150L64 151V152H66V151H69V149L70 148ZM144 147V148H143ZM169 147V148H168ZM190 147V148H189ZM216 147V148H215ZM222 147V148H221ZM223 147H225V148H223ZM235 147V148H234ZM260 147V148H259ZM14 148V149H13ZM77 148V149H76ZM138 148V149H137ZM171 148V149H170ZM179 148H180V150H179ZM222 150H221V149ZM226 148L227 149H229L228 151L226 150ZM242 148H243V150H242ZM249 148V150H247ZM254 148V149H253ZM43 149V150H42ZM55 149H57L58 151L60 150H62L61 152L59 151V153L58 154H56V152H58L57 150H55ZM208 150V152L207 153H209L210 154V152H211V154H213L214 155V153H212V151L214 152V151H216L217 150V154L215 155V156H212V155H209L210 156V158H209V161H211L213 158L212 157H214V159H217V158H222L223 157V154H224V156L226 155V154H228V155H226V158L224 159V158H222L223 160H226V162L224 161L223 162V160H221L223 163H222V166H224L223 164H225V163H227L228 161L230 162H228L229 164H231L234 168H232V166L231 165H229L228 167H227V164H226V166H225V168H221L220 167V164H221V162L219 161L220 159H217V161H219L220 162V164H219V162H217V164L214 162V164H216V165H218L219 167H217V166H215L216 168H214V166H213V163H208L207 162V159H208V157L206 156L207 154H206V151ZM237 149V150H236ZM244 149H246V150H244ZM259 149V150H258ZM16 150V151H15ZM24 150H25V152H24ZM27 150L29 151V152H27ZM71 150V149H70ZM190 152H189V151ZM218 150L219 151H223V153H222V157L220 156L219 157V154L221 153V152H218ZM235 150V151H234ZM251 150L254 152H251ZM34 151V152H33ZM140 151V152H139ZM182 151V152H181ZM227 151V152H226ZM243 151V152H242ZM262 151V152H261ZM39 153V154H35V153ZM41 152V153H40ZM64 152H62V154L64 153ZM84 152V153H83ZM225 152H226V154H225ZM229 152V153H228ZM249 152V153H248ZM24 153V154H23ZM34 153V154H33ZM44 155H43V154ZM47 153V154H46ZM55 153V154H54ZM67 153V152H66ZM216 153V152H215ZM262 153V154H261ZM17 154V155H16ZM20 154V155H19ZM21 154H23V156L21 155ZM32 154V155H31ZM112 154H114V153H112ZM111 153L110 154H108L107 153V155H112ZM247 156H246V155ZM249 154H250V156H249ZM8 155V156H7ZM15 155V156H14ZM18 155H19V158H20V160H18L17 158H18ZM25 155H27V156H25ZM38 155H39V157H41V158H39L38 157ZM123 155H127V154H123ZM129 155L131 156V158H129ZM205 155V156H204ZM236 155V156H235ZM240 155V156H239ZM242 155V156H241ZM244 155V156H243ZM37 156V157H36ZM56 156V157H55ZM167 156V157H166ZM173 156V157H172ZM216 156H218L217 158H215ZM227 156H228V158H227ZM246 156V157H245ZM254 156V157H253ZM260 156V157H259ZM12 157H13V160H12ZM14 157H15V159H16V161H14ZM17 157V158H16ZM22 157V158H21ZM24 157V158H23ZM26 157H28V158H26ZM58 157V158H57ZM190 159H189V158ZM205 157H206V161L204 160L205 159ZM230 157H231V161H230ZM238 157V158H237ZM242 157H244V158H242ZM257 157V158H256ZM90 159V161H88V159ZM201 160H200V159ZM249 158V159H248ZM252 158V159H251ZM39 159V160H38ZM60 159V160H59ZM95 159V160H94ZM117 159H119V158H117ZM244 159V160H243ZM251 159V160H250ZM255 159V160H254ZM3 160V161H2ZM7 160V161H6ZM53 160H54V162H53ZM94 160V161H93ZM246 160V161H245ZM248 160V161H247ZM255 162H254V161ZM258 160L260 161V162H258ZM88 161V162H87ZM119 161V162H120ZM157 161H163L164 163H165V166H166V169H165V171H166V173H164L163 174V176L161 175V176H158L159 174L157 173V167H156V162ZM205 161V162H204ZM9 162V163H8ZM95 162V163H94ZM185 162V163H184ZM212 162V161H211ZM256 162H258V163H256ZM52 163H54V164H52ZM90 163V164H89ZM97 163H99V164H97ZM115 163V164H114ZM1 164H3V165H1ZM9 164H11V165H9ZM13 164V165H12ZM245 164V165H244ZM248 164H249V167H248ZM45 165V166H44ZM53 165V166H52ZM103 165V166H102ZM197 167H196V166ZM254 165H256L255 167H254ZM258 165H259V167H258ZM58 167L57 169L58 170H55V171H58V172H53V167L54 168H56V167ZM105 166H108L109 168H110V171H109V173H106V171H105ZM189 166V167H188ZM230 166H231V168H230ZM253 166V167H252ZM47 167V168H46ZM97 167V168H96ZM210 167H211V169H210ZM212 167L216 170L217 168L218 169H220V173L218 174L217 173V171L215 172V170L214 171H210V170H213L212 169ZM252 167V168H251ZM9 168V169H8ZM50 168V169H49ZM65 168H67L68 169V166H65ZM84 168V169H83ZM203 168V169H202ZM230 168V169H229ZM248 168L250 169V170H248ZM4 169V170H3ZM47 169H49L50 170V172H48L49 170H47ZM66 169V170H67ZM188 170V172H187V170ZM190 169V170H189ZM221 169H222V171H221ZM223 169H224V171L227 169H229V171H225V172H223ZM233 169V170H232ZM257 169V170H256ZM260 169V170H259ZM262 169V170H261ZM40 171V172H39ZM44 171L46 172V174L44 175ZM197 171H198V173H197ZM230 171H232V172H230ZM8 172V173H7ZM215 172V173H214ZM221 172H223V173H221ZM228 172H230V174L228 173ZM256 172V173H255ZM50 173V174H49ZM57 174V176H60V177H58V183H57V185H56V187H54V188H56V189H54V188H52V190H51V187H50V182H49V179L51 178L50 176H52L51 174ZM144 175H142V174ZM147 173V174H146ZM225 173L227 174H229V175H235V177L234 178H236V176L237 177H239V178H236V181H238L237 183L239 184V181L241 180V185L243 184L244 185V187L247 185L248 187H245V188H248V189H246V191H245V188L243 187L242 188V186H241V188L243 189V190H241L240 189V192H242L241 194H239V189L238 188H240V187H237L236 188V186L235 185H237V183H235L236 181H232V179H233V177H231L230 176V178L229 179H231V182L232 183H229V185H232V184H234V185H232V186H235V188L233 187V192H234V189H235V193H231V191H230V188H229V186H228V190L230 191V201L232 200H234L235 198H234V194H236L237 195V197H238V194H239V198H237V200L239 199L240 200V198H241V202L239 203V201H237V202H233L232 203V201L230 202V204H233V205H230L229 203L228 204H226V207H228V211H227V214L229 213V215L230 214H232L233 212L235 213V216H233V214H232V216H228L227 217V219H231V220H233V221H231L230 219L228 220V221H231L232 223L231 224H233V222L237 225V228H236V226H234L235 227V229H234V231H233V226L231 227V224H230V228H229V230L231 229L232 231H233V233H232V231L230 230H228L227 232L228 233H225L224 232V230H223V227H222V225L220 224V226H219V223L218 222H220V220H218V221H216V224L215 223H211L210 224V220H212L213 218L215 219H217V217H218V219H219V216L221 215L222 216V213H220L221 211L220 210H222V209H218L219 207L221 208V206L225 203V201H224V199H223V185H221L222 187H218V184L220 183L221 184V180H223V178L221 177V176H219L221 179L218 181V182H216L217 184H215L214 185V179H210V178H212L213 176H212V174H214V177H215V179H216V176L215 175H222L223 174V177H224V175H225ZM236 173V174H235ZM53 174V175H54ZM250 174V175H249ZM42 175V176H41ZM70 175H73V176H75V178L73 177V176H70ZM77 175H79V177L78 178H76L77 177ZM139 177H138V176ZM238 175H241V177L240 176H238ZM39 176H40V178H39ZM69 176V177H68ZM133 176H137L136 178H134ZM190 176V177H189ZM203 176V177H202ZM212 176V177H211ZM228 176V175H227ZM50 177V178H49ZM64 177V178H63ZM127 177H129L128 179H127ZM140 177H142V179H143V177H145L144 178V182L145 181H147V182H145V183H147V185L146 184H143L144 182L142 181V179L140 178ZM147 177V178H146ZM157 177V178H156ZM162 178L163 180H164V182H165V184L162 182L163 180H161V182H162V184H161V182H160V178ZM213 177V178H214ZM229 177V176H228ZM258 177H260V178H258ZM42 178V179H41ZM48 178V179H47ZM131 178V179H130ZM141 179V181L140 182H138L140 179ZM122 179L124 180V181H122ZM134 179H137V182H136V180H135V182L134 183H136L135 184V186L133 185V187H132V184H133V180ZM145 179H148V180H145ZM217 179H218V177H217ZM238 179V180H237ZM240 179V180H239ZM115 182H114V181ZM117 180H119V182H121L120 184H117L118 183V181ZM131 180V181H130ZM151 180H152V182H151ZM155 180V181H154ZM212 180V181H211ZM110 181H112V185H115V183H116V186H119L117 189L118 190H115V191H113L112 192V194H110L109 195V197H108V199H106L105 197L107 196H102L101 195V197H100V194L98 195L97 193H95V190L97 189V186L98 185H100V184H102V185H104V184H106L104 187H108V186H111L110 184H111V182ZM117 181V182H116ZM126 181V182H125ZM192 181V182H191ZM206 181H209V182H207V184H206ZM217 181V180H216ZM105 182V183H104ZM110 183V184H108L107 185V183ZM128 182V183H127ZM132 182V183H131ZM156 182V183H155ZM201 182H203V184L201 183ZM230 182V181H229ZM234 182V183H233ZM254 182V183H253ZM96 183V184H95ZM100 183V184H99ZM141 183V184H140ZM167 183V184H166ZM169 183H171V184H173L172 185V188H174V189H171V185L169 184ZM208 183H211V184H208ZM248 183V184H247ZM129 184V185H128ZM140 184V185H139ZM153 184V185H152ZM219 184V185H220ZM246 184V185H245ZM95 185H97L96 186V189H94V190H92V187L93 188H95ZM142 185H146L145 187L143 186L142 187ZM149 185V186H148ZM169 185V186H168ZM211 185H212V187H211ZM41 186V187H40ZM131 186V187H130ZM137 186V187H136ZM155 186H156V188H155ZM204 186V187H203ZM213 186H214V188H213ZM216 186L218 187L217 189H216ZM237 186H240V185H237ZM48 187V188H47ZM136 187V188H135ZM168 187V190H166V188ZM169 187H170V189H169ZM202 187V188H201ZM255 187H256V189H255ZM263 187V188H262ZM88 188V189H87ZM144 188V189H143ZM149 188V189H148ZM158 188V189H157ZM197 188V189H196ZM211 188H213V191H212V193L214 192V190H215V195L217 194V196H218V198L216 199V201L213 203V206H214V204H218V202L217 201H220L221 203H219V205H221V206H219V205H217V210L219 211V214H217L218 213V211L216 210V214H217V217H216V214H215V216L213 215L214 213H215V210L213 209V208H216V207H213V208H211L212 207V204H210L211 203V201H210V198H212L211 196H214L213 194L211 195V193H210V191H211ZM222 190H221V189ZM82 189V190H81ZM86 189V190H85ZM196 189V190H195ZM205 189H206V192H205ZM236 189H238L237 191L238 192H236ZM252 189V190H251ZM91 190V191H90ZM122 190V191H121ZM140 190V191H139ZM171 190V191H170ZM175 190V191H174ZM220 190V191H219ZM232 190V189H231ZM248 190V191H247ZM254 190V191H253ZM258 190V191H257ZM57 191V192H56ZM82 191H83V194H82ZM88 191V192H87ZM142 191V192H141ZM174 191V192H173ZM216 191H218V192H216ZM243 191H245L244 192V194H243ZM258 192V193H256V192ZM91 192V193H90ZM115 192V193H114ZM129 192V193H128ZM144 192H145V194H144ZM157 192V193H156ZM169 192V193H168ZM172 192V194L170 195V193ZM63 193V194H62ZM67 193V194H66ZM114 193V194H113ZM148 193V194H147ZM169 195H168V194ZM199 193V194H198ZM209 193V195H207ZM220 193L222 194V195H220ZM117 194V195H116ZM119 194V195H118ZM131 194V195H130ZM135 194V195H134ZM147 194V195H146ZM157 194V195H156ZM165 194V195H164ZM75 195V196H74ZM96 195V196H95ZM112 195H113V197H112ZM124 195V196H123ZM143 195H144V197H143ZM146 195V196H145ZM152 195V196H151ZM211 195V196H210ZM236 195H235V197H236ZM260 195H258V196H260ZM82 196V197H81ZM86 196V197H85ZM91 196V197H90ZM92 196H94L96 199H97V201H96V199H94V197H93V199H92ZM128 196V197H127ZM165 196V197H164ZM199 196V197H198ZM208 196H210V198L208 197ZM221 196V197H220ZM233 196V197H232ZM242 196H244V198H242ZM257 196V197H258ZM48 197V198H47ZM54 197V198H53ZM85 197V198H84ZM88 197H90V198H88ZM112 198V200H109V198ZM126 199H125V198ZM129 197H133L132 199H130ZM141 197L143 198V200H141ZM215 197V196H214ZM219 197L221 198V199H219ZM75 198H76V200H75ZM85 199V200H87V198L89 199V201H90V203L91 202H94L95 201V203H91L92 205H91V209H88V208H90V207H88V208H86L87 206H85V204L86 205H88V204H90L89 203V201H85V200H82V202H84L83 203V207H81L80 205L82 204V202L80 201L81 199ZM102 199V200H104V201H102V200H99V199ZM110 198V199H111ZM124 198V199H123ZM171 198V199H170ZM200 198V199H199ZM232 198H234V199H232ZM56 199V200H55ZM64 199V200H63ZM68 199V200H67ZM70 199V200H69ZM120 199V200H119ZM122 199V200H121ZM128 199V200H127ZM219 199V200H218ZM242 199H243V201H242ZM106 200H108L107 202H106ZM124 200V201H123ZM153 200V201H152ZM208 200V201H207ZM212 200V199H211ZM236 200V199H235ZM77 201V202H76ZM99 201V202H98ZM120 201V202H119ZM122 201H123V203H122ZM137 201L139 202V203H137ZM144 203H143V202ZM167 201V202H166ZM172 201V202H171ZM214 201V200H213ZM224 203H223V202ZM257 201V202H256ZM49 202V203H48ZM81 202V203H80ZM133 202H135V203H133ZM169 202V203H168ZM256 202V203H255ZM258 202L260 203V207L261 208H259V204H258ZM61 203V204H60ZM67 203V204H66ZM74 203H75V205H74ZM77 203V204H76ZM107 203V204H106ZM120 203V204H119ZM130 203V205L128 206V204ZM172 203V204H171ZM191 203V204H190ZM223 203V204H222ZM33 204V205H32ZM42 204H44V205H42ZM49 206H48V205ZM97 204V205H96ZM106 204V205H105ZM144 204H146V205H144ZM162 204V205H161ZM203 204H205V205H203ZM244 204V203H243ZM242 204V205H243ZM258 206H257V205ZM46 205V206H45ZM71 205V206H70ZM76 205H79L78 207L76 206ZM138 205V206H137ZM173 207H172V206ZM207 205H208V207H210V208H208L207 207ZM215 205V206H216ZM227 205H230V207H233L234 208V206H236L234 209L236 210H234L233 208H232V211L229 209V206H227ZM237 205H238V207H237ZM17 206H19V207H17ZM39 206V207H38ZM74 206H76V207H74ZM127 206V207H126ZM140 206V209H141V206L143 207V209H141L142 211H140L139 210V207ZM144 206H145V208H144ZM152 206V207H151ZM240 206H241V204H240ZM244 206V205H243ZM243 206H241V208L243 207ZM100 207V208H99ZM134 207V208H133ZM146 207H148V208H146ZM166 207V208H165ZM204 207V208H203ZM206 207V208H205ZM62 208V209H61ZM82 208H84V209H86V210H82ZM98 208V209H97ZM123 208V209H122ZM207 208H208V210H207ZM236 208H238V209H236ZM113 209V210H112ZM130 209V210H129ZM135 209H136V211H135ZM145 209V210H144ZM205 209V210H204ZM210 209V210H209ZM49 210V211H48ZM52 210V211H51ZM65 210V211H64ZM155 210V211H154ZM198 210V211H197ZM229 210H230V212H229ZM234 210V211H233ZM241 210V209H240ZM149 213H148V212ZM151 211V212H150ZM174 211V212H173ZM211 212V219H209V214H210V212ZM28 212V213H27ZM31 212V213H30ZM37 214H36V213ZM69 212V213H68ZM73 212V213H72ZM87 212V213H86ZM107 212H109V213H111V214H113V215H111V214H108V216H107ZM130 212V213H129ZM137 212H139V214L137 215L136 213ZM212 212H213V214H212ZM12 213H15V214H12ZM17 213V214H16ZM19 213V214H18ZM25 213H27V214H25V216H24V214ZM33 213H35V214H33ZM122 213V214H121ZM148 213V214H147ZM30 214V215H29ZM50 214V215H49ZM61 214V215H60ZM90 214H92V216L90 215ZM123 214H125V215H123ZM132 214V215H131ZM195 214H197V215H195ZM236 214H237V216L239 217V219H240V221L241 222H239V220H238V217L236 216ZM20 215H21V217H20ZM29 215V216H28ZM51 215H53V216H51ZM74 215V216H73ZM85 215V216H84ZM110 215V216H109ZM130 215H131V218H130ZM134 215H136L135 217H134ZM144 215V216H143ZM63 216V217H62ZM76 216V217H75ZM89 216V217H88ZM98 216V217H97ZM100 216V217H99ZM118 216V217H117ZM129 216V217H128ZM246 216V215H245ZM68 217V218H67ZM74 217V218H73ZM94 217V218H93ZM102 217V218H101ZM110 217V218H109ZM121 217V218H120ZM163 217V218H162ZM169 217V218H168ZM172 217V218H171ZM178 217V218H177ZM197 217V218H196ZM233 217V218H232ZM235 217V218H234ZM47 218V219H46ZM76 218V219H75ZM109 218V219H108ZM127 218H128V220H127ZM133 218V219H132ZM134 218H135V220H134ZM158 218V219H157ZM160 218V219H159ZM162 218V219H161ZM237 218V219H236ZM71 219V220H70ZM101 219L103 220V221H101ZM107 219V220H106ZM143 219V220H142ZM172 219V220H171ZM200 219V220H199ZM214 219H213V221H214ZM215 219V220H216ZM236 219V220H235ZM261 219V220H260ZM34 220V221H33ZM106 220V221H105ZM125 220H127V221H125ZM131 220V221H130ZM140 220V221H139ZM178 220H179V222H181V223H179L178 222ZM238 220V221H237ZM24 221V222H23ZM42 221V222H41ZM44 221V222H43ZM47 221V222H46ZM105 221V222H104ZM138 221V222H137ZM182 221H183V223H182ZM186 221V220H185ZM222 221H223V219H222ZM236 221L238 222V223H236ZM243 221H245V222H243ZM29 224H28V223ZM31 222V223H30ZM34 222V223H33ZM102 222V223H101ZM142 224H141V223ZM208 222H209V224H208ZM215 222V221H214ZM70 223V224H69ZM92 223V224H91ZM100 223V224H99ZM230 223V222H229ZM12 224V225H11ZM19 224V225H18ZM26 224V225H25ZM38 224V225H37ZM87 224V225H86ZM137 224V225H136ZM144 224V225H143ZM154 224V225H153ZM162 224V225H161ZM173 224V225H172ZM178 226H177V225ZM184 224V225H183ZM207 224H208V226H207ZM213 224H215V225H213ZM245 225L246 226V228H244V230L242 229V228H240V227H238L239 225ZM23 225V226H22ZM76 225V226H75ZM79 225V226H78ZM85 225V226H84ZM184 227H182V226ZM209 225H211V229L209 230V228H210V226ZM26 226V227H25ZM28 226V227H27ZM36 226V227H35ZM84 226V227H83ZM87 226V227H86ZM102 226V227H101ZM104 226V227H103ZM141 227V229H139L140 227ZM149 226H151V227H149ZM155 226V227H154ZM167 226V227H166ZM182 228H181V227ZM17 227V228H16ZM61 227V228H60ZM78 227H80V228H78ZM82 227V228H81ZM98 229H96V228ZM113 227V228H114ZM136 227V228H135ZM148 227H149V229H148ZM263 229H264V225H262L261 226ZM91 230H93V231H91ZM122 228V229H121ZM151 228H152V230H151ZM171 228V229H170ZM216 228V229H215ZM259 228H260V226H259ZM262 228H260L261 230H262ZM52 229V230H51ZM85 231H84V230ZM87 229H89L90 230V232H92L91 234H90V232H89V230H87ZM101 231H100V230ZM104 229V230H103ZM138 229V230H137ZM148 229V230H147ZM160 229H162V230H160ZM174 229V230H173ZM222 229V230H221ZM238 229V230H237ZM15 230V231H14ZM48 230V231H47ZM70 230V231H69ZM82 230V231H81ZM213 232H212V231ZM236 230V231H235ZM244 231V233H243V231ZM245 230H247L246 231V233H245ZM54 231V232H53ZM88 231V232H87ZM95 231H97L96 233H95ZM98 231H99V233L101 234V232H102V235H100L99 236V233H98ZM132 231V232H131ZM224 233H223V232ZM79 232V233H78ZM84 232H86V233H84ZM106 232V233H105ZM124 232H126V234H127V232H128V234L126 235ZM129 232H130V234H129ZM146 232H148V233H145ZM180 232V233H179ZM186 232V231H185ZM215 232V233H214ZM52 233H54V234H52ZM70 233H71V235H70ZM83 233V234H82ZM88 233V234H87ZM96 234V235H94V234ZM178 233V234H177ZM21 234V235H20ZM76 234V235H75ZM82 234V235H81ZM87 234V235H86ZM138 234V233H137ZM183 234V235H182ZM225 234V235H224ZM245 234V235H244ZM84 235V236H83ZM109 235V237L107 238L106 236H108ZM129 235V236H128ZM142 235V236H143ZM175 237H174V236ZM244 235V236H243ZM52 236V237H51ZM58 236V237H57ZM63 236H65L64 238H62ZM83 236V237H82ZM89 236V237H88ZM94 236H96V237H94ZM146 236V237H147ZM150 236V237H149ZM182 236H183V238H182ZM214 236H216V237H214ZM218 236V237H217ZM32 237V238H31ZM55 237V239H53ZM60 237V238H59ZM176 237H178V238H176ZM181 237V238H180ZM9 239V240H6V239ZM20 238H22V239H20ZM73 238V239H72ZM91 238H94V239H90ZM154 238H151V239H153V240H155ZM170 238V239H169ZM2 239V240H1ZM11 239V240H10ZM38 239V240H37ZM52 239V240H51ZM76 239V240H75ZM175 239H177V240H175ZM225 239V240H224ZM227 239V240H226ZM12 240H14V242L12 241ZM21 240V241H20ZM24 240H25V243H24ZM46 240V241H45ZM49 240V241H48ZM56 240V241H55ZM78 240V241H77ZM85 240H86V243H85ZM10 241H12L11 243H10ZM21 243H23L20 247L18 246V245H20V242ZM73 241V242H74ZM168 241V242H167ZM6 242H8V243H6ZM46 242V243H45ZM212 242V243H211ZM4 243H5V245H4ZM12 243H14V244H12ZM16 243V244H15ZM38 243H39V245H40V247H42L41 249H40V247H39V245H38ZM49 243H50V245H49ZM8 244V245H7ZM10 244H12V246H10ZM18 244V245H17ZM25 244V245H24ZM26 244H29V247H26V246H28V245H26ZM35 244V245H34ZM37 244V245H36ZM88 244V245H87ZM175 244V245H174ZM230 244V245H229ZM42 245V246H41ZM46 245H47V247H46ZM223 245V246H222ZM242 245V246H241ZM1 246V245H0ZM5 246V247H4ZM9 246V247H8ZM16 246V247H15ZM19 248H18V247ZM23 246V247H22ZM30 246H32L31 247V249H30ZM36 246H38L39 248H37V249H39L38 251H39V253H40V255H39V253L38 254H34L35 252H36V249H35V247ZM11 248V249H10ZM18 248V249H17ZM29 248V249H28ZM46 248H48V250H49V252L46 250ZM181 248V247H180ZM221 248V249H220ZM239 248V249H238ZM4 249H6V250H4ZM10 249V251H8ZM19 249H20V251H19ZM35 249V250H34ZM43 249L45 250V251H43ZM90 249V250H89ZM96 249V250H95ZM12 250V251H11ZM13 250H15L16 252H14ZM21 250H22V252H21ZM222 252H221V251ZM4 251V252H3ZM6 251H8V253H6ZM47 251V252H46ZM91 251V252H90ZM94 251V252H93ZM96 251V252H95ZM99 253H98V252ZM101 251V252H100ZM174 251H176V252H174ZM9 252L12 254H10L9 255ZM19 252V253H18ZM41 252H45L43 255L41 254ZM221 252V253H220ZM18 253V254H17ZM48 253H50V254H52V255H48ZM56 253V254H55ZM182 253V254H181ZM6 254H8V256H6ZM15 254H16V256H15ZM23 254V255H22ZM60 254V255H59ZM179 254H180V256H179ZM5 255V256H4ZM34 255V256H33ZM48 255V256H47ZM59 255V256H58ZM204 255V256H205ZM13 256V257H12ZM21 258H20V257ZM37 256H39L38 258H36ZM50 256V257H49ZM52 256V257H51ZM57 256V257H56ZM62 256V257H61ZM63 256H65V257H63ZM172 256V257H173ZM224 256V257H223ZM9 257H11V258H9ZM20 259H19V258ZM29 257V258H28ZM47 257V258H46ZM210 257V258H209ZM223 257V258H222ZM23 258V259H22ZM41 260H40V259ZM55 258V259H54ZM59 258H61L60 260H58ZM8 259V260H7ZM10 259H12V260H10ZM57 259V262L55 261ZM172 259V260H173ZM19 260V261H18ZM54 260V261H53ZM62 260H64V261H62ZM81 259H78V263L80 262L81 263V261H80ZM114 260V261H113ZM117 260H118V262H117ZM171 260V262L170 263H168V264H174L175 263V261L173 262ZM6 261H8V262H6ZM26 261V262H25ZM40 261V262H39ZM44 261V262H43ZM62 263H61V262ZM215 261V262H214ZM51 262V263H52ZM74 262V261H73ZM108 262V263H107ZM179 262L180 261H176V264H179ZM0 263V264H1ZM50 263V264H51ZM223 263V262H222ZM71 264H75V263H72L71 262ZM150 264H153V263H150ZM166 264V263H165ZM180 264H187V263H181L180 262Z\"/></svg>", "mask_w": 264, "mask_h": 264}, {"label": "bare ground", "instance_id": "6f19581e", "mask_svg": "<svg viewBox=\"0 0 264 264\" xmlns=\"http://www.w3.org/2000/svg\"><path fill=\"white\" fill-rule=\"evenodd\" d=\"M12 2L11 3H13V0H11ZM15 2L13 3V7L10 5V0H0V82L2 83V84H4V86H6V85H8V88H6V87H4V88H0V114H2V113H4L2 110H4V111H6L5 109V107H9L8 108V110L10 111L11 109V106H15L14 108L12 107V109H17V110H20L19 108H21L22 109V111L24 110H28L29 108H27L26 107V105L25 106H23V104H22V106L20 105V103H19V101L18 100H22V99H25L26 97H27V95H30V94H32V95H30V96H33V93H38L39 94V88H41L40 89V95H43L42 97H43V102L44 103H41V104H44L45 106L44 107H50V108H54V111L53 112H55V114L56 115H58V116H64L62 119H63V121H64V119H65V116H66V119L68 120V117L70 118V116H71V118L73 117V118H75V120H77V122L79 121V123H81V126H82V124L85 122H87V123H89V122H92V123H103V122H101V120L102 121H105V119L103 120V118L102 119H100L99 117H100V115L99 116H97V112L95 111V109L93 108V106H92V104H94V101L95 102H97L96 100H98L97 98H95L96 100H94V97H97L96 95L94 96V95H90V94H88L89 92L88 91H86V92H88L87 94L84 92L85 90H84V88L82 89V90H79L80 88H79V84L77 85V83H76V89L74 88V87H72V85H71V83L72 84H74V86H75V81H74V78H75V76H74V74H76L75 72H77V70L76 69H74V67L76 68V66H73V68H72V71L74 70H76L74 73L73 72H69V70L68 69H70L69 67H68V69L66 68V67H64V68H66L67 69V72H65V71H62L61 70V68H60V61H58V60H55V58L57 57L56 56V53H55V58L54 59H51V58H49L48 57V55L47 54H44V53H39V54H36L35 55V53L34 54H32V55H26V54H22V53H20V50H22L23 48H21V46H20V48L21 49H19V50H17V47H18V45H20L19 43H18V40L20 39V38H22V35H25V34H23L22 33V35H21V37L19 36V39H18V34H20L19 32H16V34H14L15 32L14 31H18L17 30V27H16V30H13L12 28L14 27V29H15V26H18L19 27V22L21 21V20H23L22 22L23 23H28V21L27 22H24V21H26V20H24V18L26 17V18H28L27 16H25L24 18H22L21 20H20V16H22L24 13H25V10L26 9H28V8H26L25 7V5L27 4V0L25 1V3H23V1L21 0V1H19V2H17L16 0H14ZM119 1V0H118ZM121 1V0H120ZM124 1V0H123ZM129 1V0H128ZM131 1V0H130ZM158 2H159V4H158V9H159V15H160V20H161V22H160V25L158 26V28L157 29H155V28H153V29H155V30H157L156 32H155V35H154V42H155V44H152V37L149 35V33H148V30H145L146 31V33H144L145 34V36H144V34H142V32L141 33H139V32H137L136 30H134L135 28H134V25L136 24V23H134V21L131 19V22H130V19H129V22L131 23V26H132V28H134V29H132V30H134V33H135V35L136 36H138V38H137V40H138V43H137V40H136V38H135V40H134V36H133V34L132 33H130L129 31H131V29L128 31V30H125L124 32H126V33H124L121 29H120V31L121 32H123V34L121 35V32L120 31H118V32H120L119 34H120V38H121V44L119 45L118 44V46H119V48L120 49H122V51L123 52H126L127 51V48L126 47H131V46H133V48L135 49V50H140V51H143L144 52V54L146 55V56H148V52H149V50H150V45H152L153 46V48H152V46H151V48H152V50H151V52H152V54H153V58H152V56H151V59H150V62L152 63H154V64H156V65H158V62L160 61V62H163V65H164V63L165 62H167L168 63V60H169V58H170V60H172L173 61V63L175 64L172 68V70L171 71H169V67H167V65H166V67H164V72H163V74H161L162 73V70L160 69V68H158V67H156V69H155V67H154V69H155V76H157V80H158V88L160 89V92H161V97H162V101L166 104V102H168L167 103V105H169L170 103V101L171 102H173V103H171V105L173 104L174 106H175V110H177L178 112H176L177 113V115H179V112H181V110H183V109H181L182 107L181 106H183V105H181L180 106V102L183 100L182 98H184L185 100H183L184 102L190 97H188L187 95L188 94H190L191 92H187L186 90L184 91V93L185 92H187V93H185V94H187L186 96H187V99L184 97V94L182 93L183 91V89H184V87H187L186 89L188 90V88H190V81H191V85H193V81L192 80H189V82H187V81H185L186 79H188L189 77L191 78L192 77V74H190L191 73V63H190V61H191V55H192V52H191V46H190V44H189V39H188V37L186 36L185 37V35H187L188 33H186L187 31H189V32H191V33H195V32H197V33H199V32H207V31H209V34L211 33L212 34V36L213 35H217V36H220V38L219 37H217L218 39H217V41H221L220 43L218 42V45L220 44L221 45V47H219L220 49H222V51H223V53L224 52H227V57H225V61H226V58H227V62H225V63H227L226 65H223L226 69H227V77H228V79H226V80H228L227 81V83H228V87L232 90V91H236V92H239V93H242V95H244V97L242 98V96L241 97H239V98H241V99H245L246 97L245 96H248V92H250V91H247V90H252L253 91V93L255 94V93H259V92H261L262 94L264 93V0H157ZM17 2V5L15 4ZM50 2H54L53 3V5L55 6V7H57V6H60V8H61V13H59V15H58V17H60V18H66V19H68V18H71V17H75V15H77V13L79 14V12H81V11H89V10H91V6H92V3H94L95 2V0H50ZM98 2V1H97ZM100 2H102L101 0H100ZM152 2V1H151ZM157 2V3H158ZM208 2H210L209 4H213V8H211V6L209 7V5L207 6V4H208ZM31 4H29V5H32L31 7H30V12L27 10L26 11V13H29V19L31 20V21H29V22H31L30 24V28H31V30H33V31H35L37 28L35 27V25L34 24H36V23H34L35 21H36V18L37 19H39L38 18V16H40L41 17V15H38L39 13L38 12H41V13H43V9L44 8H41V9H39V6L40 7H46V4H47V1L46 0H31V2H30ZM37 3L39 4V3H41L40 5H37ZM99 3V2H98ZM135 3V2H134ZM207 3V4H206ZM23 4H25V5H23ZM42 4H43V6H42ZM95 4V3H94ZM97 4V3H96ZM126 4V3H125ZM130 4H131V2H130ZM150 4V3H149ZM91 5V6H90ZM98 5V4H97ZM135 5V4H134ZM28 6V5H27ZM101 6V5H100ZM110 6V5H109ZM147 6V5H146ZM99 7V6H98ZM105 7V6H104ZM127 7V6H126ZM132 7V6H131ZM157 7V6H156ZM208 7V8H207ZM26 8V9H25ZM38 8V9H37ZM103 7H101V9H99V11L98 12H101V10H103L102 9ZM141 8V7H140ZM209 8H211V9H213V10H211V12H208V9ZM25 9V10H24ZM105 9V8H104ZM143 9V8H142ZM23 10H24V13H23ZM40 10V11H39ZM108 10V9H107ZM114 10V9H113ZM126 10V9H125ZM139 10V9H138ZM141 10V9H140ZM145 10V9H144ZM147 10H148V8H147ZM137 11V10H136ZM87 12H86V14H87ZM134 12V11H133ZM149 12V11H148ZM147 12V13H148ZM23 13V14H22ZM134 13H136V12H134ZM152 13V12H151ZM150 13V14H151ZM81 14V13H80ZM85 14V13H84ZM102 14H104V17H106L107 16V13H106V11H103V13ZM128 14V13H127ZM139 14V13H138ZM149 14V13H148ZM27 15V14H26ZM38 15V16H37ZM90 15H91V13H90ZM135 15H137V14H135ZM102 16V15H101ZM129 16V15H128ZM132 16V15H131ZM131 16H129V17H131ZM155 16V15H154ZM43 17H44V15H43ZM43 17H41V19L43 18ZM54 17V16H53ZM91 17V16H90ZM158 17V16H157ZM185 17L187 18V19H185ZM45 18V17H44ZM137 18H140V17H137ZM40 19V20H41ZM54 19V18H53ZM53 19H49V21L50 20H53ZM56 19V18H55ZM97 19H98V17H97ZM97 19H95V20H97ZM105 19V18H104ZM128 19V18H127ZM149 19V18H148ZM153 19V18H152ZM151 19V20H152ZM28 20V19H27ZM45 20V19H44ZM48 20V19H47ZM56 20H58V18L56 19ZM81 20V19H80ZM92 20V19H91ZM107 20V19H106ZM144 20V19H143ZM147 20V19H146ZM42 21V20H41ZM47 22V23H50V22ZM68 21V20H67ZM76 21V20H75ZM102 21V20H101ZM43 22V24H44V21H42ZM53 22V21H52ZM56 23L58 22V21H55ZM71 22V21H70ZM140 22V21H139ZM144 22V21H143ZM150 22H152V21H150ZM21 24V22H20V24L21 25H26V24ZM37 23H38V21H37ZM39 23H41V22H39ZM38 23V24H39ZM58 23H60V20H59V22ZM64 23V22H63ZM68 23V22H67ZM102 23V22H101ZM100 23V24H101ZM113 23V22H112ZM145 23V22H144ZM148 24H149V22H147ZM187 23V25H185ZM65 24V23H64ZM71 24V23H70ZM99 24V25H100ZM115 24V23H114ZM127 24V23H126ZM153 24V23H152ZM20 25V26H21ZM27 25H29V23L27 24ZM37 25V24H36ZM40 25H42V24H40ZM153 25H155V24H153ZM151 27H152V25H150ZM157 26V25H156ZM155 26V27H156ZM11 27V28H10ZM21 27H23V26H21ZM38 27H39V25H38ZM41 27V26H40ZM66 27V26H65ZM65 27H63V29H65ZM112 27V26H111ZM127 26L125 25V28H126ZM130 26H128V28H129ZM20 28V27H19ZM18 28V29H19ZM26 28V27H25ZM67 28V27H66ZM102 28V27H101ZM107 28V27H106ZM138 28V27H137ZM22 29V28H21ZM24 29V28H23ZM59 29V28H58ZM127 29V28H126ZM152 29V30H153ZM139 30V29H138ZM152 30H151V32H152ZM154 30V31H155ZM187 30V31H186ZM143 31V30H142ZM199 31V32H198ZM46 32V31H45ZM66 32V31H65ZM89 32H91V33H89ZM47 33V32H46ZM49 33V32H48ZM61 33V32H60ZM137 33H139L138 35H137ZM186 33V34H185ZM201 33V34H202ZM204 33V34H205ZM30 34V35H29ZM39 34V33H38ZM37 34V35H38ZM118 34V35H119ZM131 34H132V36H131ZM190 34V33H189ZM207 34V33H206ZM208 34V35H209ZM27 35V36H26ZM25 35V37L27 38V39H29L28 37L30 36V38H31V35H33V33H28V34H26ZM29 35V36H28ZM36 35V34H35ZM40 35V37H41V33L39 34ZM42 35H45V33L43 34L42 33ZM48 35V34H47ZM76 35V34H75ZM93 35H97L98 36V46L96 47V48H92V41H93ZM196 35V34H195ZM197 35H199V34H197ZM196 35V36H197ZM46 36V35H45ZM45 36H43V37H45ZM49 36V35H48ZM206 35H204V37H205ZM24 37V36H23ZM39 37V39H42L43 40V37L42 38H40ZM78 37L80 38V39H82L83 38V40L85 41V42H87V44H85V46L82 48V58L80 59V62H78V63H75V65L76 64H80L81 66H79V67H82L86 62H90V61H94V62H97V61H99L100 59H102L101 57H102V48H103V32H102V29H100V28H98V27H89V28H86L83 32H81V33H79L78 34ZM190 37V36H189ZM203 37V36H202ZM203 37V38H204ZM209 37H210V35H209ZM33 38V37H32ZM118 38H119V36H118ZM198 38V37H197ZM196 38V39H197ZM206 38H208V36L206 37ZM213 38V37H212ZM24 39V38H23ZM27 39H24V41L25 40H27ZM34 39V38H33ZM33 39H29V40H33ZM35 39L37 40V38L35 37ZM33 40V41H36V40ZM21 40V42L20 43H22L23 42V40L22 39H20ZM19 40V41H20ZM41 40V41H42ZM83 40H81V41H83ZM189 40V41H188ZM197 40H199V39H197ZM196 40V41H197ZM200 40H202L201 38H200ZM211 41L212 40H214V39H210ZM38 41V40H37ZM44 41H45V39H44ZM76 41V40H75ZM38 42H40V41H38ZM120 42V41H119ZM202 42V41H201ZM201 42H197V45L199 44L200 45V43ZM223 42H224V44H223ZM17 43H18V45H17ZM32 43H34V42H32ZM31 43V44H32ZM37 43V42H36ZM118 43V42H117ZM148 43V44H147ZM212 43V42H211ZM23 44H25V42L23 43ZM139 44V45H138ZM189 44V45H188ZM202 44L204 45V42H202ZM201 44V45H202ZM207 44H208V42H207ZM214 44H217V43H214ZM26 45V44H25ZM75 45V44H74ZM74 45H72V47H75ZM188 45V46H187ZM213 45V44H212ZM68 46V45H67ZM77 46V45H76ZM109 46V45H108ZM189 46H190V48H189ZM15 47V49H13ZM44 47V46H43ZM70 47H71V45H70ZM197 47V46H196ZM210 47V46H209ZM132 48V47H131ZM189 48V49H188ZM45 49V48H44ZM43 49V50H44ZM67 49H69V48H67ZM67 49H64L65 51H64V53H66V54H63V55H66L67 56V51H69V53H70V49L69 50H67ZM74 49V51H75V49L76 48H73ZM130 49V48H129ZM191 49V50H190ZM200 49V48H199ZM203 49V48H202ZM205 49H207V48H205ZM217 49H218V46H217ZM217 49H215V52L217 51ZM19 51V53H17V51ZM28 50H30V49H28ZM46 50V49H45ZM48 50V49H47ZM104 50V49H103ZM134 50V51H135ZM197 50H198V47H197ZM196 50V51H197ZM211 50V49H210ZM50 51L51 52H53V50H51L50 49ZM63 51V50H62ZM118 51H121V50H118ZM129 51H131V50H129ZM219 51V50H218ZM222 51H221V53H222ZM42 52V51H41ZM45 52V51H44ZM48 52H49V50H48ZM57 52V51H56ZM61 52V51H60ZM109 52V51H108ZM139 52V51H138ZM191 52V53H190ZM201 52V51H200ZM210 52V51H209ZM121 53V52H120ZM130 53V52H129ZM140 53V52H139ZM142 53V52H141ZM140 53V54H141ZM197 54H198V52H196ZM204 53H205V51H204ZM214 53V52H213ZM222 53V54H223ZM58 54V53H57ZM60 54V53H59ZM111 54V53H110ZM131 55H132V53H130ZM139 54V55H140ZM143 54V53H142ZM202 54V53H201ZM205 54H207V53H205ZM209 54V53H208ZM108 55V54H107ZM112 55V54H111ZM134 55L136 56V54H135V52H134ZM199 55H200V53H199ZM203 55V54H202ZM213 55V54H212ZM60 56H62V55H60ZM66 56H64L65 58H66ZM123 56V55H122ZM144 56V55H143ZM156 56L158 57V58H156ZM189 58H188V57ZM205 56V55H204ZM209 56V55H208ZM207 56V57H208ZM69 56H67V58H68ZM80 57V56H79ZM79 57H77L78 59H79ZM104 57V56H103ZM125 57V56H124ZM141 57H142V55H141ZM140 57V58H141ZM150 57V56H149ZM215 57V56H214ZM223 57V56H222ZM67 58H66V61H67ZM71 58V57H70ZM70 58H68L69 60V62H70ZM75 56H74V61H75ZM110 58V57H109ZM138 58H139V56H138ZM145 58V57H144ZM186 58H188V59H190V60H187L186 59V61H187V63L188 64H190V66H188L187 65V63L186 62H184V60ZM209 58V57H208ZM33 59L35 62H36V66H32L31 67V70L30 71H28L29 69H30V67L28 66V63H30V61ZM62 59V58H61ZM108 59V58H107ZM125 59V58H124ZM132 59H133V57H132ZM200 59V58H199ZM203 59V58H202ZM206 59V58H205ZM215 59V58H214ZM218 59V58H217ZM63 60V62H66V61H64L65 59H62ZM61 60V61H62ZM73 59H71V61H72ZM123 60V59H122ZM142 60H143V58H142ZM148 60V59H147ZM103 61H105V60H103ZM102 61V62H103ZM124 61H126V60H124ZM49 62H51V66H52V69H46L45 70V67H48L49 66ZM62 62V63H63ZM135 62V61H134ZM140 62V61H139ZM193 62V61H192ZM208 62H209V60H208ZM213 62V61H212ZM211 62V63H212ZM216 62V61H215ZM217 62H219V61H217ZM223 62H224V60H223ZM68 63V62H67ZM66 63V64H67ZM74 63V62H73ZM108 63V62H107ZM111 63H114V62H111ZM118 63V62H117ZM141 63V62H140ZM144 63V62H143ZM172 63V62H171ZM220 63V62H219ZM64 64V63H63ZM62 64V65H63ZM70 64H72V63H70ZM69 64V65H70ZM97 64V63H96ZM100 64H102V65H104L103 63H100ZM100 64H97V66H100ZM130 64V63H129ZM135 64H136V62H135ZM146 64V63H145ZM207 64V63H206ZM215 64V63H214ZM217 64V63H216ZM224 64V63H223ZM68 65V64H67ZM67 65H65V66H67ZM72 65H74V64H72ZM86 65V64H85ZM102 65H101V67H102ZM131 65V64H130ZM168 65H169V63H168ZM208 65V64H207ZM221 65V64H220ZM71 66V65H70ZM77 66V67H78ZM108 65L106 64V66L104 65L103 66V68H101V69H105V70H103V72L102 73H100L99 75H103V74H105V75H113L114 73H118L119 74V76L117 75V77H120V76H122V75H120V74H123V73H120L121 72V70H120V72H119V68H122V69H124L125 67H127L126 65L124 66V65H121L120 63L119 64H117L116 65V67L115 68H113V70H111L112 68H111V64H109V66L108 67H110V68H108L107 67ZM134 66V65H133ZM132 66V67H133ZM145 66V65H144ZM209 66H210V64H209ZM208 66V67H209ZM213 66V65H212ZM218 66V65H217ZM50 67V66H49ZM106 67V68H105ZM124 67V68H123ZM135 67V66H134ZM133 67V68H134ZM148 67V66H147ZM146 67V68H147ZM189 67H191L190 69H189ZM211 67V66H210ZM209 67V68H210ZM222 67V66H221ZM64 68H62V69H64ZM149 68V67H148ZM147 68V69H148ZM171 68V67H170ZM201 68V67H200ZM207 68V67H206ZM206 68H204V69H206ZM212 68H214V67H212ZM225 68H223V69H225ZM78 69V68H77ZM83 69H84V66H83ZM97 69H99V70H101L100 69V67L99 68H97ZM203 68H201V70H202V75H203V73L205 72V71H203L204 70ZM208 69V68H207ZM207 69H206V72H207ZM219 69H220V67H219ZM222 69V68H221ZM98 70V71H99ZM138 70V69H137ZM210 70L212 71V70H214V69H211L210 68ZM81 71V70H80ZM127 71V70H126ZM128 71H129V68H128ZM142 71V70H141ZM148 71V70H147ZM152 71V70H151ZM78 72H79V70H78ZM77 72V73H78ZM82 72H84L83 70H82ZM86 72V71H85ZM87 72H88V70H87ZM100 72V71H99ZM139 72V71H138ZM149 72V71H148ZM205 72V73H206ZM209 72V71H208ZM218 73L217 71H214V73ZM126 73V72H125ZM140 73V72H139ZM142 73V72H141ZM150 73H152V72H150ZM149 73V74H150ZM199 73H201V72H198V74ZM80 74H83V73H81V72H79V76H80ZM115 74V75H116ZM148 74V75H149ZM165 74V75H164ZM189 76L188 78H187V76ZM213 73L211 72V74L210 75H212ZM219 74H221V72H219ZM84 75V74H83ZM111 75V77H114V76H112ZM124 75V74H123ZM125 75H127V74H125ZM150 75H152V74H150ZM162 75V76H161ZM191 75V76H190ZM201 75V74H200ZM199 75V76H200ZM206 75V74H205ZM218 75V74H217ZM222 75V74H221ZM78 76V75H77ZM85 76V75H84ZM90 76V75H89ZM88 76V77H89ZM107 76H104L105 78L107 77ZM153 76V75H152ZM45 77H49V78H52V80H50L49 81V83L51 82L52 84H55V86H56V88H55V86H54V88H55V93H54V91L53 92H51V94L52 93H54V95L51 97L50 96V93H45V92H49V90L51 91V88H50V86H51V84H49V87L48 86H46L47 84V82L46 81H48L49 79H47L45 82H44V78ZM81 77V76H80ZM99 77H101V76H99ZM110 77V78H111ZM166 77H168L169 78V82H167L168 81V78H166ZM186 77V78H185ZM207 77V76H206ZM206 77L204 78V79H206ZM211 77V76H210ZM213 77V76H212ZM220 77V75L218 76V78ZM223 77V76H222ZM79 78V77H78ZM94 78V77H93ZM96 78V77H95ZM101 78H103V76L101 77ZM123 78V77H122ZM121 78V79H122ZM125 78V77H124ZM185 78V79H184ZM189 78V79H190ZM217 78V77H216ZM215 78V79H216ZM224 78H225V76H224ZM76 79H77V77H76ZM80 79V78H79ZM78 79V80H79ZM91 79V78H90ZM120 79V78H119ZM149 79V78H148ZM192 79V78H191ZM202 79V78H201ZM211 79V78H210ZM220 79V78H219ZM223 79V78H222ZM40 80H43V82H41ZM80 80H82V79H80ZM94 80V79H93ZM102 80H104V79H102ZM109 80H112L113 81V78H111V79H109ZM125 80V79H124ZM123 80V81H124ZM150 80H151V78H150ZM155 80H156V78H155ZM200 80V79H199ZM95 81V80H94ZM154 81V80H153ZM202 81V80H201ZM204 81V80H203ZM202 81V82H203ZM212 81V80H211ZM215 81V80H214ZM218 81H221V79L220 80H218ZM225 80H223V82H224ZM77 82V81H76ZM93 82V81H92ZM92 82H90L91 84H92ZM96 83H100L101 81L99 80V82L96 80L95 81ZM106 82V81H105ZM118 82V81H117ZM119 82H121L120 80H119ZM0 83V84H1ZM94 83V82H93ZM104 83V82H103ZM116 83V82H115ZM114 83V84H115ZM122 83H125V82H122ZM154 83V82H153ZM187 83H188V85L189 86H187ZM216 83V82H215ZM66 84L67 86V88H66V90L64 89V85ZM111 84V83H110ZM152 84V83H151ZM155 84V83H154ZM200 84V83H199ZM202 84V83H201ZM200 84V85H201ZM205 84V83H204ZM211 84V83H210ZM222 84V83H221ZM245 84V85H244ZM61 85V86H60ZM69 85H71V87L69 86ZM82 85V84H81ZM86 85V84H85ZM90 85V84H89ZM88 85V86H89ZM117 85H118V83H117ZM120 85V84H119ZM118 85V86H119ZM183 85H185L184 87H183ZM213 86L215 85V84H212ZM211 85V86H212ZM217 85H219L218 83L216 84V86ZM225 85H226V83H225ZM244 85V87L242 88V86ZM62 86H63V90H65V91H63L62 90ZM97 86V85H96ZM100 86V85H99ZM106 86H108V84L106 85ZM111 86H112V84H111ZM115 86V85H114ZM117 86V87H118ZM123 86H125L124 84H123ZM135 86V85H134ZM156 86V87H157ZM194 86V85H193ZM201 86H204L203 84L201 85ZM208 86V85H207ZM223 86V85H222ZM102 87V86H101ZM126 87V86H125ZM154 87V86H153ZM183 87V88H182ZM199 87V86H198ZM197 87V88H198ZM215 87V86H214ZM224 87H226V86H224ZM246 87V88H245ZM79 88V89H78ZM85 88H86V86H85ZM92 88V87H91ZM95 88V87H94ZM103 88H105V87H103ZM108 88V87H107ZM115 88H116V86H115ZM157 88V89H158ZM212 88V87H211ZM227 88V87H226ZM89 89V88H88ZM87 89V90H88ZM97 89V88H96ZM96 89H93V90H96ZM100 89V88H99ZM110 89V88H109ZM108 89V90H109ZM154 89V88H153ZM152 89V90H153ZM156 89V88H155ZM199 89V88H198ZM202 89V88H201ZM215 89V88H214ZM220 89H222V88H220ZM220 89H219V92L221 93V91H220ZM84 90V91H83ZM111 91H112V89H110ZM123 90V89H122ZM189 90H192L191 88L189 89ZM188 90V91H189ZM194 90V89H193ZM200 90V89H199ZM198 90V91H199ZM203 90V89H202ZM211 91H213V89H210ZM224 90V89H223ZM222 90V91H223ZM84 92V93H81V92ZM92 91V90H91ZM97 91H98V89H97ZM101 91V90H100ZM154 91V90H153ZM157 91V90H156ZM182 91V92H181ZM217 91V90H216ZM216 91H214V92H212L213 94L216 92ZM228 91V90H227ZM235 91H234V93H235ZM30 92V93H29ZM62 92H64V93H62ZM96 92V91H95ZM102 92V91H101ZM118 92L119 91H117V94H118ZM159 91H158V93H160ZM204 92V91H203ZM218 92V91H217ZM231 92V91H230ZM246 92V93H245ZM93 93V92H92ZM107 92H104V94H106ZM108 93H110V92H108ZM112 93V92H111ZM114 93V92H113ZM120 93V92H119ZM138 93V92H137ZM180 93H181V95L183 96H180ZM197 93V92H196ZM201 93V95H202V92H200ZM199 93V94H200ZM206 93V92H205ZM207 93H209V92H207ZM253 93H252V95H253ZM78 94V95H77ZM95 94V93H94ZM103 94V95H104ZM115 94V93H114ZM113 94V95H114ZM123 94H124V92H123ZM193 94V93H192ZM192 94H190L191 96H192ZM213 94H209V95H211V96H213ZM218 95H220L219 93H217ZM222 94H223V92H222ZM250 94H251V92H250ZM249 94V95H250ZM260 94V93H259ZM259 94H257V95H259ZM261 94V95H262ZM35 95V94H34ZM37 95V94H36ZM107 95V94H106ZM108 95H110V94H108ZM113 95H111V97L113 96ZM116 95V94H115ZM119 95V94H118ZM118 95H116L117 97L114 99V101H113V97H112V102H110L109 100V102H107V103H105L106 104V107L105 108H115L114 110H115V112L117 113H115L116 114V116H114V117H111V118H108V123H111V124H114V125H116L117 127H119L122 131H123V133H128V135L127 136H122L121 135V137H122V141L120 142V143H118V144H116V143H112V144H114V145H112V144H108L106 141H109L110 140V138L113 136V134H116L117 132H118V130L120 131V129H118L117 127L115 128L116 130H117V132L116 133H113L112 134V132H110V131H114L115 129H114V127L112 128L111 126V128L112 129H114V130H109V132L111 133H109L108 131L105 133L106 135H108V133H109V135L108 136H106L105 135V138H104V134H102V132H103V130H102V128L104 129L105 127H102L103 126V124H102V128H101V130H102V132H101V134H100V131L101 130H99V129H97L98 127H97V125L96 126H92V127H97L96 128V132H98L97 134H96V132L95 133H91V132H89V134L91 133V134H94L95 135V138L96 137H98L99 138V136H100V140L102 139V137H103V139L102 140H105V142L103 143V145H100L101 143L99 142L98 143V141H99V139L97 138V139H95L94 137H93V135H91V137L92 138H94L95 140L94 141H96V142H93V143H96V144H92V143H89V145H86V143H85V141H84V146H82L81 145V142H80V144H78V145H81L82 146V149L83 150H85L86 152H87V155H85L86 157H89V158H91V157H95L96 159L98 158L99 160H100V164L101 163H108V161L109 160H111V161H109L110 163H108V164H111V162H115V161H112V160H114V158H116V160L118 161H120V156L122 157H125V156H127V159H128V153H131L132 152V143L134 144H136V142L135 141H131V139L132 140H134V137L137 135H133L132 136V134H131V132H132V129H133V132H134V127L131 129L130 127V123L128 124V122L126 123H124L123 122V120L125 121V119H124V116H123V111H125V109H126V106H124V100L122 99V97H121V95L120 96H118ZM144 95V94H143ZM143 95H142V97H143ZM156 95V94H155ZM195 95V94H194ZM194 95H193V99H196V97H194ZM207 95V94H206ZM206 95H205V97H206ZM207 96V97H209V99L211 98L210 96ZM215 95V94H214ZM225 95V94H224ZM224 95H222L223 96V98H224ZM233 95V94H232ZM235 95V94H234ZM105 96V95H104ZM140 96V95H139ZM138 96V97H139ZM204 96V95H203ZM238 96V95H237ZM240 96V95H239ZM260 96V95H259ZM24 97V98H23ZM34 97H36V96H34ZM39 97V96H38ZM109 97V96H108ZM115 97V96H114ZM158 98H159V96H157ZM181 97V98H180ZM219 97V96H218ZM233 97H235V96H233ZM30 97H28V99H29ZM33 98V97H32ZM76 98H78V99H76ZM103 98V97H102ZM106 98V97H105ZM202 98V97H201ZM220 98V97H219ZM239 98H236V99H239ZM251 98H253L252 96H251ZM258 98V97H257ZM256 98V99H257ZM261 98H262V96H261ZM263 98H264V95H263ZM36 99V98H35ZM82 99H84L85 101L84 102H86V103H88V105L89 106H85L84 105V102L82 101ZM141 99V98H140ZM144 99V98H143ZM142 99V100H143ZM146 99V98H145ZM182 99V100H181ZM213 99H215V97H213ZM212 99V100H213ZM228 99V98H227ZM235 99V100H236ZM246 99H249L248 97L246 98ZM30 100V99H29ZM28 100V101H29ZM32 100V99H31ZM141 100V102L140 103H145L144 101H142ZM159 100H160V98H159ZM167 100H169V101H167ZM189 100H191L190 102H193V101H195V100H193L192 101V97H191V99L189 98ZM201 100V99H200ZM205 100V99H204ZM211 100V99H210ZM209 100V101H210ZM221 100V99H220ZM223 100V99H222ZM232 100L233 101H235L233 98H232ZM250 100V99H249ZM255 100V99H254ZM24 101V100H23ZM33 101V100H32ZM101 101V100H100ZM100 101H98V102H100ZM104 101V100H103ZM188 101V100H187ZM217 101V100H216ZM224 101V100H223ZM240 101V100H239ZM261 101V100H260ZM34 102V101H33ZM32 102V103H33ZM189 102V103H190ZM215 101H213V103H214ZM219 102V101H218ZM225 102V101H224ZM238 102V101H237ZM244 102V101H243ZM252 102H253V100H252ZM252 102H248V103H251L252 104ZM257 102V101H256ZM256 102H254V104L256 103ZM261 102H264V99H263V101H261ZM261 102H259L260 104H262ZM32 103H30L29 104V106L32 104ZM36 103V102H35ZM156 103V102H155ZM161 103V102H160ZM183 103V102H182ZM181 103V104H182ZM186 103V102H185ZM195 104H197L196 102H194ZM194 103H192V104H194ZM208 103V102H207ZM226 103V102H225ZM234 103V102H233ZM236 103V102H235ZM234 103V104H235ZM240 103V102H239ZM239 103H237V104H239ZM247 103V102H246ZM247 103V104H248ZM258 103V104H259ZM40 104V103H39ZM38 103L36 104V105H39ZM104 104V105H105ZM126 104V103H125ZM146 104V103H145ZM145 104H143V106H141V107H144L143 108V111H144V118H143V122L144 123H142L141 124V122L139 121V123L140 124H138V120H136L137 121V123H135V126L136 125H138V127H141L142 125H143V127L142 128H140L141 130H142V132H143V136L145 135H147V132L149 131V129L150 128H154V129H156V130H159V133H161L162 134V136H164L163 134L165 133V131L167 130L166 129V123H165V119L164 118H162V117H160V110H158L154 105L155 104H153V105H147V107L145 108ZM184 104V103H183ZM215 104V103H214ZM213 104V105H214ZM231 104V103H230ZM241 104H242V101H241ZM240 104V105H241ZM247 104H246V106H247ZM250 104V105H251ZM257 104V103H256ZM257 104V105H258ZM264 104V103H263ZM36 105H33L34 106V108H36L35 106ZM127 105V104H126ZM166 105V106H167ZM170 105V106H171ZM226 105H227V103H226ZM229 105V104H228ZM242 105H245V103L244 104H242ZM42 106V105H41ZM41 106H39V108L38 109H40V107ZM163 106V105H162ZM170 106H168V107H170ZM224 106V105H223ZM235 106V105H234ZM252 106V105H251ZM263 106V105H262ZM25 107L27 108V109H25ZM38 107V106H37ZM125 107V108H124ZM172 107V106H171ZM184 107H185V105H184ZM209 107V106H208ZM211 107V106H210ZM230 107V106H229ZM236 107H237V105H236ZM235 107V108H236ZM239 107H241V106H239ZM244 108H246L245 106H243ZM243 107H241V108H243ZM258 106H256L255 107V110H256V108H257ZM260 107V106H259ZM5 108V109H4ZM33 107L31 106V108L29 109L30 111H31V109H32ZM33 108V109H34ZM140 108V107H139ZM174 108V107H173ZM213 108V107H212ZM219 108V107H218ZM225 108H227V107H225ZM240 108V109H241ZM247 108H248V106H247ZM246 108V109H247ZM254 108V107H253ZM38 109H35V110H38ZM43 109H45V108H43ZM48 109V108H47ZM103 109H104V107H103ZM181 109V110H180ZM217 109V108H216ZM222 109V108H221ZM246 109H244V110H246ZM16 110V111H17ZM28 110V111H29ZM46 110V109H45ZM112 110V109H111ZM168 110V109H167ZM173 110V109H172ZM180 110V111H179ZM192 110V109H191ZM228 110V109H227ZM230 110V109H229ZM233 109H231V111H232ZM251 110H253L252 108H251ZM16 111H14V113H11L10 114V112H9V114L11 115V117H12V115H19L20 113L19 112H16ZM21 111V110H20ZM23 111V112H24ZM29 111V112H30ZM33 111V110H32ZM31 111V113H33ZM39 111H41V110H39ZM38 111V112H39ZM108 111V110H107ZM224 111H225V109H224ZM234 111V110H233ZM239 111V110H238ZM237 111V112H238ZM247 111V110H246ZM260 111V110H259ZM36 112V111H35ZM42 112V111H41ZM40 112V113H41ZM48 113V115H49V112L46 110L45 111V114H47ZM52 112V111H51ZM104 112H106V111H104ZM130 112V111H129ZM138 112V111H137ZM162 113H163V110L161 111ZM173 112H174V110H173ZM172 112V113H173ZM196 112V111H195ZM198 112V111H197ZM227 112V111H226ZM234 112H236V110L234 111ZM241 112V111H240ZM243 112V111H242ZM251 112V111H250ZM257 112V111H256ZM255 112V113H256ZM261 112V111H260ZM259 112V113H260ZM5 113H7V112H5ZM16 113V114H15ZM25 113H26V111H25ZM24 113V116H23V120H24V123H23V127L26 125V124H28L30 127H32L33 125H34V131H38V130H40V129H38L40 126H42V124H44L45 123V119L47 118V117H49V116H46L45 118L44 117H40L39 115H36V116H34L36 113H34V115L33 114H31L32 116H31V118H29V117H26V114ZM99 113V112H98ZM140 113V112H139ZM166 113V112H165ZM165 113H164V115H165ZM175 113V114H176ZM185 114H186V112H184ZM192 113V112H191ZM223 113V112H222ZM231 113V112H230ZM254 113V112H253ZM262 113H263V111H262ZM8 114V113H7ZM7 115V116H10V115ZM28 115H29V113H27ZM50 114H52V113H50ZM168 114V113H167ZM174 114V113H173ZM183 114V113H182ZM220 114V113H219ZM235 114V113H234ZM237 114V113H236ZM252 114V113H251ZM6 115V114H5ZM5 115H3L2 114V116H1V120H0V129H2V127H4L5 126V128H13V129H15L16 127L14 126V125H11L10 126V122H9V125H6V120H4V119H6V118H2L3 116H5ZM54 115V114H53ZM129 115V114H128ZM133 115V114H132ZM136 115V114H135ZM163 115V114H162ZM227 115H228V113H227ZM241 114L239 113V116H240ZM249 115H250V113H249ZM257 115V114H256ZM262 115V114H261ZM7 116H5V117H7ZM136 116H138V115H136ZM154 116H156V117H158V120L156 121V122H154L153 121V118H154ZM205 116V115H204ZM218 116V115H217ZM217 116L215 117V118H217ZM224 116V115H223ZM229 116V115H228ZM232 116V115H231ZM11 117H10V120H11ZM21 116H19V118H20ZM56 117V116H55ZM120 117H123L121 120H120ZM140 117V116H139ZM166 117V116H165ZM174 117V116H173ZM245 117V116H244ZM253 117V116H252ZM251 116H250V119L252 118ZM44 118V119H43ZM50 118V117H49ZM57 118V117H56ZM56 118H52V116H51V123H55V121L54 120H56ZM136 118V117H135ZM175 118H176V116H175ZM196 118V117H195ZM219 118H221V117H219ZM218 118V119H219ZM224 118V117H223ZM222 118V119H223ZM227 118V117H226ZM225 118V119H226ZM231 118V117H230ZM248 118V117H247ZM255 118V117H254ZM9 119V118H8ZM14 119H16L15 117H14ZM13 119V117H12V120L11 121H13L14 120ZM17 119H18V117H17ZM22 119V118H21ZM21 119L19 120V122H21ZM58 119V118H57ZM61 118L59 117V119L58 120H60ZM65 119V123H68V121ZM129 119H130V116H129ZM129 119H127V120H129ZM132 119V121H133V118H131ZM139 119V118H138ZM228 119V118H227ZM240 119V118H239ZM238 119V120H239ZM257 119H260V118H257ZM256 119V120H257ZM263 119V118H262ZM4 120V121H3ZM48 119H46V121H47ZM57 120V122H58V124L59 123H61L60 121H58ZM177 120V119H176ZM183 120V119H182ZM185 120V119H184ZM189 120V119H188ZM237 120V121H238ZM243 120V119H242ZM247 120V119H246ZM245 120V121H246ZM251 120H253V119H251ZM256 120H255V123H256ZM264 120V119H263ZM262 120V121H263ZM50 121V120H49ZM70 121V120H69ZM73 121V120H72ZM134 121H135V119H134ZM133 121V122H134ZM135 121V122H136ZM191 121V120H190ZM213 121H214V119H213ZM227 121H229V120H227ZM240 121V120H239ZM238 121V122H239ZM244 120H243V122H245ZM249 121V120H248ZM247 121V122H248ZM18 122V121H17ZM57 122H56V125H57ZM76 122V121H75ZM72 123V124H75V125H79V123L78 124H76V123ZM107 122V121H106ZM188 122V121H187ZM219 122V121H218ZM234 122H235V120H234ZM253 122V121H252ZM252 122H250V124L252 123ZM259 122V121H258ZM26 123V124H25ZM48 123V122H47ZM47 123H45L44 125L45 126H47ZM50 123V124H51ZM64 122H62V124H63ZM64 123V124H65ZM70 123V122H69ZM69 123H68V125H69ZM84 123V125L83 126H85V125H87V123L85 124ZM105 123V122H104ZM227 123V122H226ZM233 123V122H232ZM237 123V122H236ZM241 123V122H240ZM254 123V122H253ZM252 123V124H253ZM7 124H8V122H7ZM14 124V123H13ZM25 124V125H24ZM63 124V125H64ZM71 124V123H70ZM89 124H91V123H89ZM93 124V125H94ZM222 124V123H221ZM228 124V123H227ZM226 124V125H227ZM251 124V125H252ZM257 124V123H256ZM261 124V123H260ZM17 125V124H16ZM32 125V126H31ZM44 125H43V127H44ZM54 125V124H53ZM56 125H55V127H56ZM66 125V126H65ZM64 126L67 128V129H71L72 127L70 126V127H67L68 125L67 124H65ZM92 125V124H91ZM105 125V124H104ZM131 125H132V122H131ZM134 125V124H133ZM141 125V126H140ZM225 125V126H226ZM231 125H233V124H231V121H230V126ZM235 125V124H234ZM233 125V126H234ZM244 125H247V124H244ZM253 125H255V124H253ZM36 126H38L37 127V129H36ZM48 126H49V124H48ZM72 126H74V125H72ZM83 126H82V129H83ZM180 126V125H179ZM187 126V125H186ZM212 126V125H211ZM232 126V127H233ZM236 126V125H235ZM258 126H259V124H258ZM261 126V125H260ZM17 127H20V126H17ZM22 127V126H21ZM50 127V131H53V133H54V128L53 127H51V125L49 126ZM49 127H48V129H49ZM90 127V126H89ZM89 127H85V128H89ZM107 128H108V126H106ZM109 127V128H110ZM194 127V126H193ZM214 127V126H213ZM231 127V128H232ZM237 127V126H236ZM238 127H241L242 128V125H238ZM52 128V129H51ZM64 128V127H63ZM66 128H64V129H66ZM78 128V127H77ZM107 128H106V130H107ZM108 128V129H109ZM169 128V127H168ZM180 128V127H179ZM225 128H229V131L231 130V128L229 127V126H226ZM225 128H224V130H225ZM235 128V127H234ZM243 128L245 129L246 127H244L243 126ZM242 128V129H243ZM254 128V127H253ZM257 128V127H256ZM18 129V128H17ZM36 129V130H35ZM44 129V128H43ZM48 129H46V130H48ZM63 129V130H64ZM80 129H81V127H80ZM79 129V130H80ZM90 129V131H91V129H94L95 130V128H89ZM88 129V130H89ZM140 129H138L137 128V131L138 130H140ZM233 129V128H232ZM237 129V128H236ZM250 129V128H249ZM260 129V128H259ZM8 130V129H7ZM74 130H75V127H74ZM105 130V129H104ZM105 130V131H106ZM151 130V129H150ZM234 131H235V129H233ZM238 130H240L241 131V129H238ZM253 130V129H252ZM251 130V131H252ZM254 130H256V129H254ZM3 131H5L4 129H3ZM10 131H12V130H10ZM16 131V130H15ZM36 131V132H37ZM43 131V130H42ZM45 131V130H44ZM49 131V130H48ZM68 130H65V132H67ZM78 131V130H77ZM82 131V130H81ZM247 133H249L248 132V128H247ZM250 131V130H249ZM250 131V132H251ZM261 131V132H260ZM260 135H261V138H262V142H264V123L262 124V126H261V129H260ZM13 132V131H12ZM35 132V133H36ZM39 132V131H38ZM46 132V131H45ZM64 132V131H63ZM69 132V131H68ZM71 132H73V130L71 129ZM75 133H77L76 131H74ZM80 132V131H79ZM92 132H94V131H92ZM115 132V131H114ZM132 132V133H133ZM141 132V133H142ZM151 132V131H150ZM156 132V131H155ZM167 132V131H166ZM228 132V131H227ZM226 132V133H227ZM233 132V131H232ZM238 132V131H237ZM243 132V131H242ZM4 133V132H3ZM8 133V132H7ZM14 133V132H13ZM47 133V132H46ZM52 133V134H53ZM56 133V132H55ZM59 133V132H58ZM62 133V132H61ZM70 133V132H69ZM138 133H140L139 131H138ZM152 133V132H151ZM169 134L171 133V132H168ZM38 134V133H37ZM60 134V133H59ZM67 134V133H66ZM72 134V133H71ZM80 134V133H79ZM81 134H83V133H81ZM87 134H88V132L87 133H85V131H84V135H85V137L87 136ZM88 134V139H89V141L91 140V142L93 141L92 139H91V137H90V135ZM175 134V133H174ZM191 134V133H190ZM230 134V133H229ZM234 134V133H233ZM252 134V133H251ZM251 134L249 135V136H251ZM253 134H254V132H253ZM258 134V133H257ZM35 135V134H34ZM39 135V134H38ZM55 135V134H54ZM97 135V136H96ZM110 135H112V136H110ZM117 136H118V133L116 134ZM168 135V134H167ZM241 135V134H240ZM259 135V136H260ZM10 136V135H9ZM8 136V137H9ZM11 136H14V135H11ZM19 136V135H18ZM66 136H70V137H72L73 136V134L72 135H66ZM75 136V135H74ZM76 136H81V135H77L76 134ZM76 136H75V138H73V140H75V141H78V140H76L77 138H76ZM109 136H110V138H109ZM119 136H120V134H119ZM138 137H140L141 136V134H139V135H137ZM136 136V137H137ZM149 136V135H148ZM170 136H171V134H170ZM212 136V135H211ZM222 136V135H221ZM255 136H256V134H255ZM254 136V137H255ZM258 136V135H257ZM256 136V137H257ZM59 137H60V135H59ZM58 137V138H59ZM85 137L83 136H81V138H78L79 140L80 139H85ZM90 137V138H89ZM114 137H116L115 135H114ZM114 137L112 138V139H114ZM142 137V136H141ZM253 137V136H252ZM16 138V137H15ZM54 138V137H53ZM71 138V139H72ZM108 138V139H107ZM118 138V137H117ZM167 138V137H166ZM178 138V137H177ZM236 138V137H235ZM234 138V139H235ZM250 138V137H249ZM38 139V138H37ZM62 139V138H61ZM70 138H69V140L70 141H73V140H71ZM119 139V138H118ZM136 139V138H135ZM175 139V138H174ZM86 140H87V138H86ZM183 140V139H182ZM252 140V139H251ZM255 140H258V139H256L255 138ZM46 141V140H45ZM59 141V140H58ZM88 141V140H87ZM88 141V142H89ZM203 141V140H202ZM245 141V140H244ZM67 142V141H66ZM66 142H64V143H66ZM79 142V141H78ZM130 142H132L131 144H130ZM196 142V141H195ZM200 142V141H199ZM237 142V141H236ZM245 142H247V141H245ZM244 142V143H245ZM249 142V141H248ZM251 142V141H250ZM260 142H261V140H260ZM261 142V143H262ZM58 143V142H57ZM64 143L62 144V145H64ZM83 143V142H82ZM107 143V144H106ZM169 143V142H168ZM186 143V142H185ZM50 144V143H49ZM66 144H69V143H66ZM88 144V143H87ZM92 146H91V145ZM105 144V145H104ZM161 144V143H160ZM176 144V143H175ZM240 144V143H239ZM59 145H61V143L59 144ZM58 145V146H59ZM78 145L76 146L77 148H79L80 149V147H78ZM86 145V146H85ZM110 145V146H109ZM179 145V144H178ZM221 144H219V146H220ZM242 145V144H241ZM253 145V144H252ZM68 147H69V145H67ZM66 146V148H68ZM71 146V145H70ZM74 146V145H73ZM75 146H74V148L72 147H69L70 149H69V151H66V152H64L65 150H66V148L62 151V152H64L63 154H62V152L61 153H59V151L57 150V149H55V150H57L58 152H56V154H60V155H58V156H60L62 159H61V162H57V164H56V162H55V164L54 163H52V164H54V165H56V166H62V165H64L63 166V169L61 170V169H59L58 167H56V168H54L53 167V172H58V171H55V170H58L59 169V174L61 175V176H67L65 173H67V172H70V170L72 171V174H78L79 172H80V162L82 163V164H85V163H83L82 161H84L85 159H84V157L85 156H83L82 155V157H80L79 156V154H78V152H79V149H78V151L77 150H75ZM135 146V145H134ZM160 146V150H163V145L161 144V145H159ZM168 146V145H167ZM191 146V145H190ZM197 146V145H196ZM218 146V147H219ZM222 146V145H221ZM11 147V146H10ZM15 147V146H14ZM18 147V146H17ZM23 147V146H22ZM39 147V146H38ZM60 147V146H59ZM136 147V146H135ZM180 147V146H179ZM188 147V146H187ZM262 147H263V144H262ZM19 148V147H18ZM32 148V147H31ZM46 148V147H45ZM63 148V147H62ZM76 148V149H77ZM144 148V147H143ZM169 148V147H168ZM190 148V147H189ZM216 148V147H215ZM222 148V147H221ZM220 148V149H221ZM223 148H225V147H223ZM235 148V147H234ZM245 148H246V146H245ZM254 148H255V146H254ZM253 148V149H254ZM260 148V147H259ZM14 149V148H13ZM138 149V148H137ZM171 149V148H170ZM43 150V149H42ZM179 150H180V148H179ZM207 150V149H206ZM222 150V149H221ZM226 150L228 151L229 149H227L226 148ZM237 150V149H236ZM242 150H243V148H242ZM244 150H246V149H244ZM247 150H249V148L247 149ZM259 150V149H258ZM16 151V150H15ZM82 150L80 149V152H81ZM189 151V150H188ZM226 151V152H227ZM235 151V150H234ZM24 152H25V150H24ZM27 152H29L28 150H27ZM34 152V151H33ZM140 152V151H139ZM182 152V151H181ZM190 152V151H189ZM208 152V150L206 151V156L208 157V159H207V162L210 164V163H213V166H214V168H216L215 166H217V167H219L218 165L220 164V162H221V164H220V167L221 168H225V166H226V164H227V167L229 166V165H231V164H229L228 162L227 163H225V164H223L224 166H222V163L225 161L226 162V160H223L222 158H226V155H228V154H226V152H225V156H224V154H223V157H222V153H223V151L221 152V151H219L218 150V152H221L220 154H219V157L221 156L222 158H217L218 156H216L215 158H217V159H220L219 161H217V159H214V157H212L213 159L211 160V161H209V158H210V156L209 155H212V156H215L216 154H217V150L216 151H212V153H214V155L213 154H211V152H210V154L209 153H207ZM216 152V153H215ZM243 152V151H242ZM251 152H253L252 150H251ZM262 152V151H261ZM41 153V152H40ZM82 153V152H81ZM84 153V152H83ZM107 153L108 154H112V153H114V154H112V155H107ZM229 153V152H228ZM249 153V152H248ZM254 153V152H253ZM24 154V153H23ZM23 154H21L22 156H23ZM34 154V153H33ZM36 155L37 154H39V153H35ZM43 154V153H42ZM47 154V153H46ZM55 154V153H54ZM123 154H127V155H123ZM132 154V153H131ZM262 154V153H261ZM17 155V154H16ZM20 155V154H19ZM19 155H18V160H20V158H19ZM32 155V154H31ZM44 155V154H43ZM246 155V154H245ZM8 156V155H7ZM15 156V155H14ZM25 156H27V155H25ZM205 156V155H204ZM229 156V155H228ZM228 156H227V158H228ZM236 156V155H235ZM240 156V155H239ZM242 156V155H241ZM244 156V155H243ZM247 156V155H246ZM245 156V157H246ZM249 156H250V154H249ZM37 157V156H36ZM38 157H39V155H38ZM56 157V156H55ZM167 157V156H166ZM173 157V156H172ZM254 157V156H253ZM260 157V156H259ZM22 158V157H21ZM24 158V157H23ZM26 158H28V157H26ZM39 158H41V157H39ZM58 158V157H57ZM117 158H119V159H117ZM129 158H131V156L129 155ZM189 158V157H188ZM224 158V159H225ZM238 158V157H237ZM242 158H244V157H242ZM257 158V157H256ZM88 159V158H87ZM125 159H126V157H125ZM190 159V158H189ZM200 159V158H199ZM249 159V158H248ZM252 159V158H251ZM250 159V160H251ZM263 159H264V157H263ZM12 160H13V157H12ZM39 160V159H38ZM60 160V159H59ZM95 160V159H94ZM93 160V161H94ZM201 160V159H200ZM205 161H206V157H205V159H204ZM221 160H223V162L221 161ZM244 160V159H243ZM255 160V159H254ZM253 160V161H254ZM3 161V160H2ZM7 161V160H6ZM14 161H16V159H15V157H14ZM88 161H90V159H88ZM87 161V162H88ZM117 162V164H120L121 163V161L120 162ZM204 161V162H205ZM230 161H231V157H230ZM246 161V160H245ZM248 161V160H247ZM262 161H264V160H262ZM53 162H54V160H53ZM214 162L217 164V162H219V164L218 165H216V164H214ZM255 162V161H254ZM258 162H260L259 160H258ZM258 162H256V163H258ZM9 163V162H8ZM95 163V162H94ZM185 163V162H184ZM90 164V163H89ZM97 164H99V163H97ZM107 164V165H108ZM115 164V163H114ZM1 165H3V164H1ZM9 165H11V164H9ZM13 165V164H12ZM245 165V164H244ZM45 166V165H44ZM53 166V165H52ZM65 166H68V169L67 168H65ZM103 166V165H102ZM196 166V165H195ZM232 166V165H231ZM231 166H230V168H231ZM256 165H254V167H255ZM262 166H264V165H262ZM156 167L158 168L157 169V173L159 174L158 176H163V174L164 173H166V171H165V169H166V166H165V163L163 162V161H157L156 162ZM189 167V166H188ZM197 167V166H196ZM219 167V168H220ZM248 167H249V164H248ZM253 167V166H252ZM251 167V168H252ZM258 167H259V165H258ZM261 167V166H260ZM259 167V168H260ZM47 168V167H46ZM58 168V169H57ZM69 168H70V170H69ZM97 168V167H96ZM213 167H212V169L213 170H210V171H214L215 169H214ZM229 168V169H230ZM232 168H234L233 166H232ZM250 168V167H249ZM248 168V170H250ZM9 169V168H8ZM50 169V168H49ZM49 169H47V170H49ZM55 169V170H54ZM67 169V170H66ZM84 169V168H83ZM203 169V168H202ZM210 169H211V167H210ZM229 169L227 170H225V171H229ZM4 170V169H3ZM187 170V169H186ZM190 170V169H189ZM233 170V169H232ZM257 170V169H256ZM260 170V169H259ZM262 170V169H261ZM105 171H106V173H109V171H110V168L108 167V166H105ZM217 171V173L219 174L220 173V169H216L215 170V172ZM221 171H222V169H221ZM224 171V169H223V172H225ZM40 172V171H39ZM47 172V171H46ZM46 172L44 171V175L46 174ZM48 172H50V170L48 171ZM187 172H188V170H187ZM214 172V173H215ZM223 172H221V173H223ZM230 172H232V171H230ZM230 172H228L229 174H230ZM263 172H264V170H263ZM8 173V172H7ZM51 173V172H50ZM49 173V174H50ZM197 173H198V171H197ZM226 174L225 173V175H224V177H223V174L222 175H215L216 176V179H215V177H214V174H212V176L214 177H212V178H210V179H214L215 181V183H214V185L215 184H217L216 182H218L221 178L219 177V176H221L222 178H223V180H221L222 182H221V184L219 185L218 184V187L220 186V187H222L221 185H223V199H224V201H225V203L221 206V205H219V203H221L220 201H217L218 202V204L217 205H219V206H221V208L219 207L218 209H222V210H220L221 212L220 213H222V216L219 214V211L217 210V205L216 204H214V206H213V203L216 201V199L218 198V196H217V194L215 195V190L218 188L217 186H216V189L214 190V192L212 193V191H213V188H214V186H213V188H211V191H210V193H211V195L213 194L214 196H211L212 198H210V196H208L209 198H210V201H211V203L210 204H212V207L211 208H213V207H216V208H213L214 210L216 209L217 211H218V213L216 212V210H215V213L213 214V212H212V214L215 216V214L217 213V214H219L220 216H219V219H218V217H217V214H216V217H217V219L215 220L214 218V221H213V219L212 220H210V224L213 222V223H215L216 224V221H218V220H220V222H218L219 223V226H220V224L222 225V227H223V230H224V232L225 233H228L227 231L229 230V228H230V224L232 223L231 221H233V220H231L230 218V216H232V214L234 213H232V214H230L229 215V213L227 214V211H228V207H226V204H230V202L232 201H230V194L233 192V187L235 188V186H236V188L237 187H240V188H238V189H236V192H238L239 191V194H241L242 192H240V189L241 190H243L242 188L244 187V185L242 186L241 185V180L239 181V184L237 183L238 181H236V178H239V177H237L236 176V178H234L235 177V175H229V174ZM233 173V172H232ZM256 173V172H255ZM54 174V173H53ZM53 174H51L52 176H50L49 178V184H50V187H51V190H52V188H54V187H56V185H57V183H58V177H60V176H57V174L55 173L54 175ZM58 174V175H59ZM68 174V173H67ZM142 174V173H141ZM147 174V173H146ZM236 174V173H235ZM143 175V174H142ZM229 177H228V176ZM250 175V174H249ZM42 176V175H41ZM70 176H73V175H70ZM138 176V175H137ZM136 176V177H137ZM144 176V175H143ZM230 176L231 177H233V179H232V181H236L235 183H237V185H240V186H237V185H235V186H232V185H234V184H232V185H229V183H232L231 182V179H229L230 178ZM238 176H240L241 177V175H238ZM69 177V176H68ZM74 178H75V176H73ZM79 177V175H77V177L76 178H78ZM134 178H136L135 176H133ZM139 177V176H138ZM190 177V176H189ZM203 177V176H202ZM217 177H218V179H217ZM39 178H40V176H39ZM64 178V177H63ZM129 177H127V179H128ZM141 179H142V177H140ZM139 178V179H140ZM144 178L145 177H143V179H142V181L144 180ZM147 178V177H146ZM157 178V177H156ZM160 178V177H159ZM258 178H260V177H258ZM42 179V178H41ZM48 179V178H47ZM131 179V178H130ZM141 179L138 181V182H140L141 181ZM264 179V178H263ZM125 180V179H124ZM123 179H122V181H124ZM129 180V179H128ZM135 180H136V182H137V179H134L132 182H133V184H132V187H133V185L135 186V184L136 183H134L135 182ZM145 180H148V179H145ZM161 180H163L162 178H160V182H161ZM217 180V181H216ZM238 180V179H237ZM114 181V180H113ZM118 181V183L117 184H120L121 182H119V180H117ZM116 181V182H117ZM131 181V180H130ZM155 181V180H154ZM212 181V180H211ZM230 181V182H229ZM111 182V184L108 182L107 183V185L108 184H110L111 186H108V187H104L106 184H104V185H102V184H100V185H95V188H93L92 187V190H94V189H96V186H97V189L95 190V193H97L98 195L100 194V197H101V195L104 197V196H106L105 198L106 199H108V197H109V195L110 194H112V192L113 191H115V190H118L117 188L119 187V186H116V183H115V185H112L113 183H112V181H110ZM126 182V181H125ZM131 182V183H132ZM144 182V181H143ZM145 182H147V181H145ZM143 183V184H146L147 185V183ZM151 182H152V180H151ZM164 184H165V182H164V180L162 181ZM162 182H161V184H162ZM192 182V181H191ZM207 182H209V181H206V184H207ZM263 182H264V180H263ZM105 183V182H104ZM128 183V182H127ZM156 183V182H155ZM202 184H203V182H201ZM254 183V182H253ZM96 184V183H95ZM141 184V183H140ZM139 184V185H140ZM167 184V183H166ZM171 186V189H174V188H172V185L173 184H171V183H169ZM208 184H211V183H208ZM248 184V183H247ZM129 185V184H128ZM145 185V186H146ZM153 185V184H152ZM204 185V184H203ZM246 185V184H245ZM144 185H142V187H143ZM144 186V187H145ZM149 186V185H148ZM169 186V185H168ZM228 186H229V188H230V191H231V193H230V191L228 190ZM241 186H242V188H241ZM41 187V186H40ZM131 187V186H130ZM137 187V186H136ZM135 187V188H136ZM170 187H169V189H170ZM204 187V186H203ZM211 187H212V185H211ZM245 187H248L247 185L245 186ZM244 187V188H245ZM48 188V187H47ZM155 188H156V186H155ZM202 188V187H201ZM249 188V187H248ZM248 188H245V191H246V189H248ZM263 188V187H262ZM54 189H56V188H54ZM88 189V188H87ZM144 189V188H143ZM149 189V188H148ZM158 189V188H157ZM197 189V188H196ZM195 189V190H196ZM221 189V188H220ZM221 189V190H222ZM232 189V190H231ZM255 189H256V187H255ZM57 190V189H56ZM82 190V189H81ZM86 190V189H85ZM166 190H168V187L166 188ZM218 190V189H217ZM238 190V191H237ZM252 190V189H251ZM91 191V190H90ZM122 191V190H121ZM140 191V190H139ZM171 191V190H170ZM175 191V190H174ZM173 191V192H174ZM220 191V190H219ZM245 191H243V194H244V192ZM248 191V190H247ZM254 191V190H253ZM258 191V190H257ZM261 191V193L260 194H262V191L263 190H260L259 189V192ZM57 192V191H56ZM88 192V191H87ZM142 192V191H141ZM205 192H206V189H205ZM216 192H218V191H216ZM256 192V191H255ZM91 193V192H90ZM115 193V192H114ZM113 193V194H114ZM129 193V192H128ZM157 193V192H156ZM169 193V192H168ZM167 193V194H168ZM233 193H235V189H234V192ZM232 193V194H233ZM256 193H258V192H256ZM63 194V193H62ZM67 194V193H66ZM82 194H83V191H82ZM144 194H145V192H144ZM148 194V193H147ZM146 194V195H147ZM172 194V192L170 193V195ZM199 194V193H198ZM237 194V193H236ZM236 194H234V198L236 199H234V198H232V199H234L233 201H232V203L235 201V202H237V201H239V203L241 202L240 200H241V198H240V200L238 199L237 200V198H239V194H238V197H237V195ZM259 193H258V195H260ZM117 195V194H116ZM119 195V194H118ZM131 195V194H130ZM135 195V194H134ZM145 195V196H146ZM157 195V194H156ZM165 195V194H164ZM169 195V194H168ZM207 195H209V193L207 194ZM220 195H222L221 193H220ZM235 195H236V197H235ZM252 196H251V198H253V196H256V198L258 199L259 197H261L262 195H260V196H258L257 194H255V195H253V194H251ZM75 196V195H74ZM96 196V195H95ZM111 196V195H110ZM124 196V195H123ZM152 196V195H151ZM258 196V197H257ZM82 197V196H81ZM86 197V196H85ZM84 197V198H85ZM91 197V196H90ZM90 197H88V198H90ZM93 197L94 196H92V199H93ZM112 197H113V195H112ZM128 197V196H127ZM143 197H144V195H143ZM165 197V196H164ZM169 197H171L172 198V200H174V202H173V204H175V208L173 209L174 211V213H177V214H175V215H177L178 216V214L179 215H181L182 217H181V219L183 220V218H185V220H183L186 224H185V228H184V232L183 233H185L186 235L184 236L185 237V241H184V244H182V245H177L176 246V248L178 249V251H179V249H184V251L186 252V255H182V256H180V254H179V256L180 257H177L178 258V260H176V259H173V258H175L176 257V255H172L171 254V248H172V246L173 245H169L168 243H166L165 241H166V239L165 238H163V240H165V241H159L160 239H158V240H156L154 237H157L156 235H158L159 233H161V232H155V230L156 229H154V231L153 232H149V233H152V235L154 234L155 235V233H156V235L153 237H150V238H148V232H146V233H148L145 237H144V235L142 236L141 235V232L142 231H144V230H146V229H144V230H142L143 228H147V226L146 227H142V229H141V227L139 228V229H141V230H139V232H137L133 237H132V235H133V233L136 231H133V233H132V235L130 234V232H129V234L131 235V237L129 236V237H127V236H124V235H121L120 233L121 232H123L124 230H122L121 232H118L120 229H118V227L119 226H116V229H115V227H114V222H113V224L112 223H110V221H108L107 219V222L108 223H104V224H106V228H107V230L106 231H109L108 233H110V234H112L113 235V239H111V237L109 238V239H106L105 238V236H103L104 238H102L100 235H102V232H101V234L99 233V231H98V233H99V236L100 237H97V238H91V239H94V240H92V242H90V244L93 246V247H96L97 248V250L99 249V250H101V251H103L104 253H105V256L106 257H104V258H107V257H110V258H112V259H118V260H120L122 263L121 264H150V263H153V264H168V263H170L171 262V260L174 262L175 260L178 262V261H180L181 263H187V264H201L200 263V258H206V259H208L207 258V256L205 255H203V254H200L201 253V245H200V242L198 241V239H197V235H196V233L194 232L195 230H193V227H195V225H193V222H191L188 218V214H187V212H186V210L184 209V207L181 205V200H180V197H178L177 195H173V197L172 196H169ZM199 197V196H198ZM221 197V196H220ZM219 197V199H221ZM233 197V196H232ZM48 198V197H47ZM54 198V197H53ZM87 198V200H85V199H81L80 201L82 202V200H85V201H89V199ZM111 198V197H110ZM109 198V200H112V198L110 199ZM125 198V197H124ZM123 198V199H124ZM130 199H132L131 197H129ZM170 198V199H171ZM242 198H244V196H242ZM250 198V196L247 194L246 196H245V200L243 201V199H242V201H243V203L241 202L240 204H241V206H243L242 208H241V206H240V204H238L239 205V208L241 209H238V208H236V209H238V212L234 209L236 206H234V208L233 207H230V205H233V204H230V205H227V206H229V209L232 211V208L236 211L235 213H239V211H240V214H242L243 215V217H244V220L245 221H247V222H245V221H243V222H245V223H242V224H246L247 223V228H246V226L244 227L243 225H239L238 227H240V228H242L243 230H244V228H246L247 230H248V232H247V234L245 235V237H242L243 239L241 240V242H242V245H243V249L244 250H240V251H242L243 253L242 254H234V252H235V250L233 249L231 252H230V250L228 251L225 247H224V253H225V261L223 260V261H220V264H264V229L261 227L262 225H264V224H262V225H260L259 223H261V222H258V217L259 216H257V214H256V212H255V209H257V208H255L254 206L255 205H253L254 203H252V200L253 199H256V198H253V199H251ZM262 198V197H261ZM91 199V200H92ZM94 199H96L95 197H94ZM103 199V198H102ZM101 198L99 199V200H102ZM126 199V198H125ZM200 199V198H199ZM212 199V200H211ZM218 199V200H219ZM56 200V199H55ZM64 200V199H63ZM68 200V199H67ZM70 200V199H69ZM75 200H76V198H75ZM90 200V201H91ZM105 200V199H104ZM104 200H102V201H104ZM120 200V199H119ZM122 200V199H121ZM128 200V199H127ZM141 200H143V198L141 197ZM214 200V201H213ZM263 202H264V199H261ZM84 201V202H85ZM90 201H89V203H90ZM96 201H97V199H96ZM108 200H106V202H107ZM124 201V200H123ZM123 201H122V203H123ZM153 201V200H152ZM208 201V200H207ZM230 201V202H229ZM77 202V201H76ZM80 202V203H81ZM84 202H82V204L80 205L81 207H83V203ZM99 202V201H98ZM109 202V201H108ZM120 202V201H119ZM143 202V201H142ZM167 202V201H166ZM172 202V201H171ZM257 202V201H256ZM255 202V203H256ZM49 203V202H48ZM86 203V202H85ZM91 203H95V201L94 202H91ZM88 204V205H86L85 204V206H87L86 208H88V207H90V208H88V209H91V205L92 204ZM125 203V202H124ZM123 203V204H124ZM133 203H135V202H133ZM137 203H139L138 201H137ZM144 203V202H143ZM169 203V202H168ZM61 204V203H60ZM67 204V203H66ZM77 204V203H76ZM107 204V203H106ZM105 204V205H106ZM120 204V203H119ZM126 204V203H125ZM128 204V203H127ZM136 204V203H135ZM172 204V203H171ZM191 204V203H190ZM243 204V205H242ZM258 204H259V208H261L260 207V203L258 202ZM33 205V204H32ZM42 205H44V204H42ZM48 205V204H47ZM50 205V204H49ZM48 205V206H49ZM74 205H75V203H74ZM97 205V204H96ZM130 205V203L128 204V206ZM144 205H146V204H144ZM162 205V204H161ZM203 205H205V204H203ZM216 205V206H215ZM238 205H237V207H238ZM257 205V204H256ZM264 205V204H263ZM46 206V205H45ZM71 206V205H70ZM77 207L79 206V205H76ZM76 206H74V207H76ZM138 206V205H137ZM172 206V205H171ZM174 206V205H173ZM172 206V207H173ZM258 206V205H257ZM17 207H19V206H17ZM39 207V206H38ZM76 207V208H77ZM127 207V206H126ZM152 207V206H151ZM207 207H208V205H207ZM100 208V207H99ZM134 208V207H133ZM139 208V210L140 211H142L141 209H143V207L141 206V209H140V206L138 207ZM144 208H145V206H144ZM146 208H148V207H146ZM166 208V207H165ZM204 208V207H203ZM206 208V207H205ZM208 208H210V207H208ZM208 208H207V210H208ZM62 209V208H61ZM98 209V208H97ZM123 209V208H122ZM82 210H86V209H84V208H82ZM92 210V209H91ZM113 210V209H112ZM130 210V209H129ZM145 210V209H144ZM205 210V209H204ZM210 210V209H209ZM230 210H229V212H230ZM233 210V211H234ZM49 211V210H48ZM52 211V210H51ZM65 211V210H64ZM135 211H136V209H135ZM155 211V210H154ZM198 211V210H197ZM148 212V211H147ZM151 212V211H150ZM210 212V211H209ZM260 212V211H259ZM259 212H257L258 213V215H260L261 214V212H260V214H259ZM28 213V212H27ZM27 213H25V214H27ZM31 213V212H30ZM36 213V212H35ZM35 213H33V214H35ZM69 213V212H68ZM73 213V212H72ZM87 213V212H86ZM130 213V212H129ZM136 213V212H135ZM138 214H139V212H137ZM136 213V214H137ZM149 213V212H148ZM147 213V214H148ZM235 213L233 214V216H235ZM12 214H15V213H12ZM17 214V213H16ZM19 214V213H18ZM24 214V213H23ZM25 214H24V216H25ZM37 214V213H36ZM108 214H111V213H109V212H107V216H108ZM122 214V213H121ZM137 214V215H138ZM237 214H236V216H237ZM30 215V214H29ZM28 215V216H29ZM50 215V214H49ZM61 215V214H60ZM91 216H92V214H90ZM111 215H113V214H111ZM123 215H125V214H123ZM132 215V214H131ZM131 215H130V218H131ZM195 215H197V214H195ZM242 215H239L238 214V216H241L242 217ZM246 215V216H245ZM27 216V215H26ZM25 216V217H26ZM51 216H53V215H51ZM74 216V215H73ZM85 216V215H84ZM110 216V215H109ZM114 216V215H113ZM136 215H134V217H135ZM144 216V215H143ZM209 219H211V212H210V214H209ZM230 217L229 219L231 220V221H228L229 219H227V217ZM237 216V217H238ZM261 216V215H260ZM20 217H21V215H20ZM63 217V216H62ZM76 217V216H75ZM89 217V216H88ZM98 217V216H97ZM100 217V216H99ZM118 217V216H117ZM129 217V216H128ZM179 217V216H178ZM177 217V218H178ZM242 217V218H243ZM261 217H263V215L261 216ZM261 217H259V218H261ZM68 218V217H67ZM74 218V217H73ZM94 218V217H93ZM102 218V217H101ZM110 218V217H109ZM108 218V219H109ZM121 218V217H120ZM163 218V217H162ZM161 218V219H162ZM169 218V217H168ZM172 218V217H171ZM197 218V217H196ZM233 218V217H232ZM235 218V217H234ZM47 219V218H46ZM76 219V218H75ZM133 219V218H132ZM158 219V218H157ZM160 219V218H159ZM222 219H223V221H222ZM237 219V218H236ZM235 219V220H236ZM71 220V219H70ZM105 220V221H106ZM127 220H128V218H127ZM127 220H125V221H127ZM134 220H135V218H134ZM143 220V219H142ZM172 220V219H171ZM200 220V219H199ZM238 220H239V222H241L240 221V219H239V217H238ZM237 220V221H238ZM261 220V219H260ZM34 221V220H33ZM101 221H103L102 219H101ZM104 221V222H105ZM131 221V220H130ZM140 221V220H139ZM183 221H182V223H183ZM236 221V223H238ZM263 223H264V219H262L261 220ZM24 222V221H23ZM42 222V221H41ZM44 222V221H43ZM47 222V221H46ZM138 222V221H137ZM178 222H179V220H178ZM230 222V223H229ZM28 223V222H27ZM31 223V222H30ZM34 223V222H33ZM102 223V222H101ZM141 223V222H140ZM179 223H181V222H179ZM29 224V223H28ZM70 224V223H69ZM92 224V223H91ZM100 224V223H99ZM142 224V223H141ZM208 224H209V222H208ZM208 224H207V226H208ZM215 224H213V225H215ZM235 223L233 222V224H231V227L234 225ZM12 225V224H11ZM19 225V224H18ZM26 225V224H25ZM38 225V224H37ZM87 225V224H86ZM137 225V224H136ZM144 225V224H143ZM154 225V224H153ZM162 225V224H161ZM173 225V224H172ZM177 225V224H176ZM184 225V224H183ZM23 226V225H22ZM76 226V225H75ZM79 226V225H78ZM85 226V225H84ZM83 226V227H84ZM178 226V225H177ZM180 226V227H181ZM210 226V228H209V230L213 227H211V225H209ZM234 226H236V228H237V225L235 224ZM233 226V231H234V229H235V227ZM259 226H260V228H262V230L259 228ZM26 227V226H25ZM28 227V226H27ZM36 227V226H35ZM87 227V226H86ZM102 227V226H101ZM104 227V226H103ZM114 227V228H113ZM149 227H151V226H149ZM149 227H148V229H149ZM155 227V226H154ZM167 227V226H166ZM181 227V228H182ZM244 227V228H243ZM17 228V227H16ZM61 228V227H60ZM78 228H80V227H78ZM82 228V227H81ZM96 228V227H95ZM120 228V227H119ZM136 228V227H135ZM90 229V228H89ZM89 229H87V230H89ZM97 229V228H96ZM117 229H118V231H117ZM122 229V228H121ZM147 229V230H148ZM171 229V228H170ZM216 229V228H215ZM232 229V228H231ZM230 229V230H231ZM52 230V229H51ZM84 230V229H83ZM91 230V229H90ZM90 230H89V232H90ZM98 230V229H97ZM100 230V229H99ZM102 230V229H101ZM100 230V231H101ZM104 230V229H103ZM138 230V229H137ZM151 230H152V228H151ZM160 230H162V229H160ZM174 230V229H173ZM222 230V229H221ZM229 230V231H230ZM238 230V229H237ZM242 230V231H243ZM247 230H245V233H246V231ZM15 231V230H14ZM48 231V230H47ZM70 231V230H69ZM82 231V230H81ZM85 231V230H84ZM91 231H93V230H91ZM126 231V230H125ZM186 231V232H185ZM212 231V230H211ZM232 231V230H231ZM233 231H232V233H233ZM236 231V230H235ZM54 232V231H53ZM88 232V231H87ZM97 231H95V233H96ZM132 232V231H131ZM155 232V233H154ZM213 232V231H212ZM223 232V231H222ZM223 232V233H224ZM79 233V232H78ZM84 233H86V232H84ZM92 232H90V234H91ZM106 233V232H105ZM125 234H126V232H124ZM145 233V232H144ZM145 233V234H146ZM180 233V232H179ZM215 233V232H214ZM243 233H244V231H243ZM52 234H54V233H52ZM83 234V233H82ZM81 234V235H82ZM88 234V233H87ZM86 234V235H87ZM94 234V233H93ZM127 234H128V232H127ZM126 234V235H127ZM178 234V233H177ZM21 235V234H20ZM70 235H71V233H70ZM76 235V234H75ZM94 235H96V234H94ZM150 235V234H149ZM159 235H161V234H159ZM183 235V234H182ZM225 235V234H224ZM243 235V236H244ZM84 236V235H83ZM82 236V237H83ZM174 236V235H173ZM52 237V236H51ZM58 237V236H57ZM65 236H63L62 238H64ZM89 237V236H88ZM94 237H96V236H94ZM107 238L109 237V235L108 236H106ZM175 237V236H174ZM214 237H216V236H214ZM218 237V236H217ZM1 238V237H0ZM32 238V237H31ZM60 238V237H59ZM69 238L70 239H67L66 237L64 238V240H62L61 238L59 239V241H57V242H54L53 243V245L52 246H54V248H51L50 250H52L51 252H58V253H60V251L62 252V253H60V254H65V256H63V257H65V259H66V261H65V263L66 262H70V264H71V262L72 263H75V264H105L104 263V260L102 259V257L99 255V254H93V255H91L90 253H88V251H86V246H85V244L84 243H79V242H76V241H74V240H72L71 241V237L69 236ZM151 238H154L155 240H153V239H151ZM157 238H160V237H157ZM176 238H178V237H176ZM181 238V237H180ZM182 238H183V236H182ZM20 239H22V238H20ZM53 239H55V237L53 238ZM73 239V238H72ZM90 239V238H89ZM90 239V240H91ZM170 239V238H169ZM184 239V238H183ZM2 240V239H1ZM6 240H9L8 238L6 239ZM11 240V239H10ZM38 240V239H37ZM52 240V239H51ZM76 240V239H75ZM175 240H177V239H175ZM225 240V239H224ZM227 240V239H226ZM13 242H14V240H12ZM12 241H10V243L12 242ZM21 241V240H20ZM19 241V242H20ZM46 241V240H45ZM49 241V240H48ZM56 241V240H55ZM74 241V242H73ZM78 241V240H77ZM1 242V241H0ZM168 242V241H167ZM6 243H8V242H6ZM24 243H25V240H24ZM46 243V242H45ZM85 243H86V240H85ZM212 243V242H211ZM12 244H14V243H12ZM12 244H10V246H12ZM16 244V243H15ZM23 243H21L20 242V245H18L19 247L22 245ZM0 247H3L2 245V243H0ZM4 245H5V243H4ZM8 245V244H7ZM25 245V244H24ZM26 245H28V246H26V247H29V244H26ZM35 245V244H34ZM37 245V244H36ZM38 245H39V243H38ZM49 245H50V243H49ZM88 245V244H87ZM175 245V244H174ZM230 245V244H229ZM241 245V246H242ZM17 246V247H18ZM42 246V245H41ZM223 246V245H222ZM5 247V246H4ZM9 247V246H8ZM16 247V246H15ZM18 247V248H19ZM23 247V246H22ZM31 247L32 246H30V249H31ZM35 247V246H34ZM39 247H40V245H39ZM38 246H36L35 247V249H36V252L34 253V254H38L39 253V249H37V248H39ZM46 247H47V245H46ZM181 247V248H180ZM17 248V249H18ZM33 248V247H32ZM42 247H40V249H41ZM11 249V248H10ZM10 249L8 250V251H10ZM29 249V248H28ZM34 249V250H35ZM221 249V248H220ZM239 249V248H238ZM4 250H6V249H4ZM46 250L49 252V250H48V248H46ZM90 250V249H89ZM96 250V249H95ZM182 250H180L179 252H181ZM1 251V250H0ZM8 251H6V253H8ZM12 251V250H11ZM14 252H16L15 250H13ZM19 251H20V249H19ZM43 251H45L44 249H43ZM46 251V252H47ZM100 251V252H101ZM221 251V250H220ZM234 251V252H233ZM4 252V251H3ZM21 252H22V250H21ZM91 252V251H90ZM94 252V251H93ZM96 252V251H95ZM98 252V251H97ZM174 252H176V251H174ZM183 252V251H182ZM185 252H183V253H185ZM222 252V251H221ZM220 252V253H221ZM12 253V252H11ZM10 252H9V255L11 254ZM19 253V252H18ZM17 253V254H18ZM43 252H41V254H42ZM45 253V252H44ZM43 253V254H44ZM99 253V252H98ZM42 254V255H43ZM50 253H48V255H49ZM56 254V253H55ZM59 254V255H60ZM63 254V255H64ZM182 254V253H181ZM12 255V254H11ZM23 255V254H22ZM39 255H40V253H39ZM47 255V256H48ZM50 255H52V254H50ZM58 255V256H59ZM1 256V255H0ZM5 256V255H4ZM6 256H8V254H6ZM15 256H16V254H15ZM34 256V255H33ZM173 256V257H172ZM13 257V256H12ZM17 257V256H16ZM20 257V256H19ZM18 257V258H19ZM36 257V256H35ZM39 256H37L36 258H38ZM50 257V256H49ZM52 257V256H51ZM57 257V256H56ZM62 257V256H61ZM224 257V256H223ZM222 257V258H223ZM9 258H11V257H9ZM21 258V257H20ZM19 258V259H20ZM29 258V257H28ZM47 258V257H46ZM53 258V257H52ZM52 258L50 259L51 260V262H52ZM210 258V257H209ZM23 259V258H22ZM40 259V258H39ZM55 259V258H54ZM61 258H59L58 260H60ZM78 259H81L80 261H81V263L79 262H77L78 261ZM114 259V260H115ZM8 260V259H7ZM10 260H12V259H10ZM41 260V259H40ZM113 260V261H114ZM118 260H117V262H118ZM1 261V260H0ZM19 261V260H18ZM54 261V260H53ZM56 262H57V259L55 260ZM62 261H64V260H62ZM74 261V262H73ZM106 261V260H105ZM176 261H175V263L174 264H176ZM2 262V261H1ZM0 262V263H1ZM6 262H8V261H6ZM26 262V261H25ZM40 262V261H39ZM44 262V261H43ZM50 262V263H51ZM61 262V261H60ZM180 262H179V264H180ZM215 262V261H214ZM223 262V263H222ZM49 263V264H50ZM62 263V262H61ZM108 263V262H107ZM2 264V263H1ZM8 264V263H7ZM10 264V263H9ZM41 264V263H40ZM48 264V263H47ZM51 264H54L53 262L51 263ZM58 264V263H57ZM67 264H69V263H67ZM111 264V263H110ZM118 264V263H117ZM204 264V263H203ZM217 264H219L218 262H217Z\"/></svg>", "mask_w": 264, "mask_h": 264}, {"label": "water", "instance_id": "95a60500", "mask_svg": "<svg viewBox=\"0 0 264 264\" xmlns=\"http://www.w3.org/2000/svg\"><path fill=\"white\" fill-rule=\"evenodd\" d=\"M91 33V32H89ZM98 46V36L93 35V41H92V48H96Z\"/></svg>", "mask_w": 264, "mask_h": 264}]
</instances>
